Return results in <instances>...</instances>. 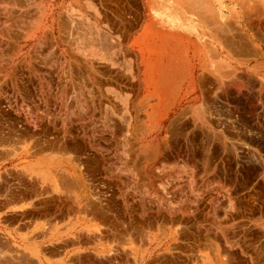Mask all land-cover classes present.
Instances as JSON below:
<instances>
[{"label":"rangeland","instance_id":"1","mask_svg":"<svg viewBox=\"0 0 264 264\" xmlns=\"http://www.w3.org/2000/svg\"><path fill=\"white\" fill-rule=\"evenodd\" d=\"M12 1H15V0H12ZM12 1L0 0V32H1V34H0V149H3V151H0L1 152L0 154H2V157L0 155V176L1 175H2V177L4 175L8 176V174H10L9 173L10 171H9V169H5V167L9 168L12 165H14L15 162L38 161L42 157H48L49 158V157H53V156H57V155L64 159V162L68 164V165H66V170L63 171L64 173L60 172V173L53 174L52 175V177H53L52 181L57 182V183L59 182L58 184H60V183L64 184L63 187L68 184L67 180L70 181V183H69L70 186L68 185V186H65V188H63L64 194L66 192L65 200H64L65 204H66L65 205L66 209L64 210V214L69 213V210L67 209V204L71 202V200L67 196V194H74L75 196H77L78 200H80V201L83 200L81 203H80V201H78V204L80 203L79 204L78 217H79V224H80V230H81L80 231L81 232L80 238H79V244H80V246H79L80 247V256L79 257H81L80 263L81 264H101L102 261H105V262H103V264H105L108 261L107 263L110 262V264H112V263L116 264L117 262H118L117 264H129V263L135 264L134 255H130V254H127V252H125V250H128L133 245L134 247L138 246L141 249V251L143 249V252L147 256L146 257L147 258L146 264H157V263L162 264L163 261H161V260H164V259L165 260H164L163 264H166L165 261H167L170 256L173 258V259L171 258L172 260H175L174 264H180V263L181 264H199V262L202 264H205V263H207V258H209V257H210V259H212L213 262H214V260L215 261L219 260V262L221 264H264V234H263V237H259L257 234L254 235L253 233H249V235L245 241V239L242 240L241 236H239V233L237 231H235L234 228H232V227H235L236 225L243 226L244 224L249 223V221H252V223L257 227L263 226V222H264L263 221L264 220V106H263V108H260V106H258V105H254V107H251L252 105L247 104V103H241L239 105L240 108H239V114H237V120L234 122V126L232 128L229 127L230 136L225 137L226 142H227L225 149L222 148L221 146H217L216 143L214 144V142H212L209 138L204 136L203 132H201L200 130H197V129L193 130L194 134H192L187 141L189 143L190 150L192 151L191 153H193L197 158L200 159L201 165H202V161L204 160L202 166L193 167V166H191V163L189 162V157L185 158V155H184L185 154L184 153V144L186 143V141L184 140V136L182 134L181 135L183 137L180 134H179V136L172 134V136H174V137L171 138L169 136V134L166 135L167 134L166 130L162 129L161 126H167L169 123L168 121H165V122H158V121L149 122V121H146V120H144L145 115H143L144 113H142L144 111V109H143L144 107L138 106L137 104L132 103V101H135V97H134L135 91L132 92V90H134L132 88L126 89V84L132 85L133 83H135L137 81L138 74H139V72H138L139 67L136 65L135 59H130L129 63L128 64L126 63V51H125V49H123L124 51L122 50L123 45L125 48V41L122 40V42L120 41L121 43H119L117 41V40H120L119 36H118V26L116 28H114V26L111 25V23H113V22H108V24L104 23V15H105V5L103 4L104 0H49V1H47V0H39V1L38 0H35V1L34 0H24V1L19 0L18 1V0H16L14 3ZM17 1H18V3H17ZM239 1L242 4V6L246 9L245 19H246L247 24H248L247 25L248 29L252 31L254 36L264 38V0H239ZM33 2L34 3L37 2V3L34 4ZM121 2H122L121 6H120L121 11L119 13L120 17L117 14L111 13V12H109V15L112 17V19L114 21L120 22L124 26V31H125L126 21L131 20L132 12L136 11V8H135L136 6H138V7L142 6L143 0H121ZM13 4H17V6L14 5V7H13ZM18 4L21 6L19 7ZM9 5L12 7H10ZM23 5L24 6L26 5V6L24 7ZM44 5H46L48 7V10H49L48 11L49 16L47 18V21H45L44 27H42V29H40L37 32L35 37L26 39L25 33H33L29 29H31V27L34 26V23H35V21L34 22L32 21L33 18L36 19V11H34V10L36 8L41 9V7H43ZM90 5L94 8H96L94 10H95V14L96 13L97 14H96V23L92 22L89 25V19H88V15H87L88 14L87 13V6H90ZM27 9L28 10L30 9L29 12H30V16L33 17L32 19L30 17V19L26 20L27 18H29V15H28L29 13H28V11L26 12ZM76 9H77V11H76ZM10 10H11V12H10ZM33 11H34V15H32V13H31ZM66 11H68V12H66ZM15 13L18 15L21 13L22 15H19V16H22V17L19 18L18 15H16ZM26 15H27V18H26ZM11 16H14V17L16 16V17L15 18L12 17L13 18V20H12L10 18ZM23 16L25 19L23 18ZM16 18H17V20L18 19L19 20L16 21L15 20ZM62 18L66 19L67 21L72 22L73 25L75 24L74 26H77V24L79 22L82 25L78 24V27H73L75 29L78 28L77 32L74 29L75 32L68 30V32H65L68 34H65L59 30L60 29L59 28L60 21ZM6 19L8 21H10L11 23L6 22ZM20 19L24 20V21H21ZM1 20H3V21H1ZM30 20L32 22H29ZM5 23H6V25H5ZM8 24H10V27L11 26L12 27L10 28ZM91 25L93 26L92 27L93 30L92 29L90 30V28H89V26L91 27ZM105 25H106V28H105ZM6 26H8V28L10 30ZM15 26H18V27L15 28ZM80 26H84V28L82 29V27H80ZM5 27L9 31L8 30L4 31L6 29ZM23 27H25V29ZM26 27L28 29H26ZM46 27H48V28L51 27L55 31V34L52 35L53 38L51 37V39H53L54 41L50 40L52 42H50V41L48 42V39L46 41L42 40V39L46 38L44 35V30H46ZM87 27L89 29H87ZM14 30H16V31H14ZM82 30H84V31H82ZM115 30L117 32H115ZM69 31L71 33L70 36H69ZM88 31H89V33H87ZM72 32L74 34L77 33L74 36H77V39L80 38L79 43L78 42L76 43L77 39L73 36ZM82 32H83V34H82ZM105 32L109 33V34H107V35H109V36H107V37H109V38H107L108 43L102 39V38H104L103 33H105ZM5 33H7V34H5ZM14 33L16 35L17 34L21 35V33L22 34L24 33V35H22V37L19 35L20 37L18 38V37H16V35ZM84 33L86 35V36H84V38H86L87 36L89 38L91 37L92 40L90 39L89 41H91L93 43L88 42L87 39L82 38ZM10 34H11V36H9ZM101 34H102V36H101ZM7 35L9 37H5ZM58 35L64 36L63 38H65V41L68 40L67 38H69V37L72 38V36H73L74 39H76V40H74V39L71 40L70 38L69 39L71 42L74 41V44H73L74 46L71 47L72 45H69L70 44L69 40L67 42L69 44H64V41L59 40L60 36H58ZM116 35H117V37H116ZM12 36L16 37L15 41H14V39L12 40V38H13ZM42 36L44 38H42ZM39 38H40V40H42V42L45 41L48 44L53 43V45H52L53 47H50L47 43L46 44L48 45V47H46L47 45L45 43H44L45 45L44 44L42 45V42L39 40ZM82 39H83V41H82ZM115 39H117V40H115ZM86 40H87V42H85ZM94 40H96V42ZM111 41H114V42H111ZM36 42L37 43L41 42L42 46L40 47L38 44H36ZM83 42H85L86 44L87 43H90V44L85 45V43H83ZM55 43H56V45H54ZM75 43H76V45H75ZM78 44L81 47V48L79 47L81 51L77 50V49H79ZM94 44H96V45H94ZM97 44H100V45L97 46ZM110 45L112 47H114V46L115 47L112 48ZM54 46L57 47V51H59V48L64 49V50L66 48L68 50L70 49L71 57L68 56V60L70 61V63H73L72 53L74 55H76L78 53L76 58L77 59L79 58V60L81 59L80 61L83 62V65L86 64V66L85 65L84 66H85V68L87 67L86 68L87 72L85 71L87 73V75H85L86 74L85 73L82 75L80 74V76H79V73H78L79 70L77 71L78 74L75 72V70L73 72H75L76 74L75 73L72 74L73 69H70V67L66 68V66H67L66 64H62V63L59 64L58 61L61 60L62 57L60 55V51L58 53L56 52L58 55H60V57L58 55L55 56L54 49L56 50V48H54ZM95 46H96V48H95ZM119 46H120V48L117 49ZM15 47H17L16 49H18V50H16ZM43 47H44V49H43ZM45 48L46 49L48 48V49L46 50ZM50 48H52V49L54 48L53 51ZM75 48H76V51H75ZM103 48L105 50L107 49L106 52H105V50H102ZM32 49H33V51H32ZM82 49H84V50H82ZM91 50L93 53L91 52ZM84 51H85V53H84ZM86 52H89V53H86ZM108 52L109 53L112 52V53H110V55H109ZM118 52H119V54H118ZM30 53H31V55H30ZM38 53H40V55ZM47 53H49V54H47ZM83 54L85 56L88 55L91 59L88 58V56H87V58H88L87 59ZM41 55H43L44 57ZM95 55H97V56L100 55L99 57H101V59L99 57H95ZM111 55H112V57H111ZM53 56H54V58H53ZM113 56H114V58H113ZM45 57L48 58L49 60L46 59ZM117 57H118V59H116ZM51 58H53V60H50ZM106 58H107V60H106ZM39 59H41V61H38ZM56 59H59V60L57 61ZM112 59H114V60H112ZM122 59H123V64H122ZM61 61L63 62V59ZM54 62H55V64H54ZM47 63H49V64H47ZM114 63H116V64H114ZM118 63H120V64H118ZM61 64L65 65V67L61 66ZM55 65H56V67H55ZM59 65H60V67H59ZM48 66L50 69L48 68ZM36 67H38V68H36ZM88 67H89V72H88ZM52 68L55 69V71ZM104 69L107 71H105ZM57 70H58V72H57ZM98 70H99V72H98ZM102 70H104V71H102ZM57 73H59L60 75ZM102 74H103V76H102ZM121 74L124 75L123 76L125 78L124 80H123V78L121 79V77H120ZM83 75L86 77H84ZM57 76H58V78H57ZM66 76H68V77H66ZM75 76H76V78H75ZM95 76H97V77H95ZM131 76H134V78L132 79ZM79 77H81V78H79ZM98 78L100 80L101 79H103V80L100 81V80H98ZM104 78H105V80H104ZM79 79H83V80H85V82L83 80L79 81ZM127 79H129L133 82L127 83L128 82ZM83 82H84V84H83ZM46 83L49 85V91H48V85ZM67 84H68V86H67ZM121 84L124 87L123 89L121 88ZM46 85H47V88H46ZM72 86H74V87H72ZM25 88H28V89H25ZM30 88H32V89H30ZM62 88L63 89L65 88V89L63 90ZM40 89H43V90L41 91ZM51 89L54 91H52ZM37 90H39L40 93ZM88 90L90 92H92L90 95H86V94L90 93ZM46 91L51 92L53 94V97L50 98V96H49V98H50L49 102H46L43 99L44 98L43 95L47 94ZM64 91L66 92V94H67V92L68 93L70 92L69 95L68 94H67L68 96L63 95L65 93ZM71 91L72 92L74 91L75 95H77L78 93L81 94V92H84L83 94H81L82 96L80 94H78V96L80 95L81 98H83L82 103H81V99L75 100V95ZM14 92L16 94L17 93L18 94L16 95ZM30 92H31V94H30ZM54 92L56 93V97H55ZM76 92H78V93H76ZM32 93H33V96H32ZM97 96H99V97H97ZM7 97H9V98H7ZM124 97L128 101H126L125 99L123 100ZM90 98L92 100H90ZM54 100H56V101H54ZM122 100H123V102H122ZM249 100L250 99H241V102L249 101ZM251 100H253V99L251 98ZM77 101H78V103H77ZM87 101H88V103H87ZM100 101L103 103H100ZM9 102L11 104H9ZM50 102H52V103L50 104ZM94 102H96V103H94ZM85 104H87V105H85ZM123 104H124V106H123ZM126 104L128 106H126ZM79 105H81V107ZM93 106L94 107L96 106L95 109L97 111L94 109ZM141 107H143V108H141ZM89 109L91 111H89ZM93 109L96 111L95 115H93L94 114ZM104 109L107 113H104L105 112ZM111 109H112V111H111ZM81 110H83V111H81ZM127 110L129 111L130 114L128 113ZM46 111H47V113H46ZM49 111H51L53 114H49ZM87 111H88V113H87ZM149 111L151 112V110H149ZM82 112L84 114L86 113V115H84ZM134 112H136V113H134ZM50 115H51V117H50ZM107 115L109 118H107ZM122 115H123V117H122ZM76 116H77V119L79 116H81V117H79V119L77 120ZM88 116L90 118H88ZM49 117H50V120H49ZM82 117H84V118H82ZM85 117L87 118V120L85 119ZM91 117L94 118L95 120L91 119ZM56 119H57V121H56ZM104 119H107V120H104ZM118 119L119 120L121 119V122ZM126 119L130 122V124H129V122H128V124H126L127 123ZM63 120L64 121L66 120L67 122L66 121L64 122ZM113 120L115 122H113ZM122 120H123V122H122ZM47 121L49 123H47ZM86 121L89 123H87ZM104 122L108 124V125L104 124V125L108 126L107 128H102V127H106L103 125ZM54 123L56 125V128H54L55 127V125H53ZM64 123H65V125H64ZM66 123H68V124H66ZM85 123H86V125H85ZM96 124H98L99 126L98 125L96 126ZM111 124H113L114 126ZM35 125H36V127H35ZM60 125L63 127V128L61 127L62 130L60 128ZM128 125H130V126H128ZM66 127L68 130L66 129ZM93 127L96 129V131H94L95 129ZM100 127H101V130H99ZM115 127H116V129H115ZM140 127L142 128V130ZM16 128H17V131L15 132ZM77 128H78V130H77ZM147 129H148V131H147ZM116 130L120 131L121 135ZM154 130H156V131H154ZM69 131L72 132L73 134L70 133ZM36 132H38L39 135ZM102 132H103V135H102ZM112 133H113V135H112ZM168 133H170V135H171V132H168ZM28 134L29 135L32 134L34 137L32 135H30L31 137H29ZM84 134H86V135H84ZM101 135H102V137H101ZM12 136H13V138H12ZM96 136H98V137H96ZM120 136H122V137H120ZM165 136H167L166 139H165ZM168 136L171 139L170 138L168 139ZM19 137H20V139H19ZM24 137H26V138L23 139ZM74 137L75 138L77 137V138L74 139ZM133 137L135 139H133ZM30 138H32V139H30ZM35 138H36V140H35ZM96 138H98L99 140H97ZM102 138L105 140H103ZM16 139L20 140L21 142L16 140ZM26 139H27V141L30 140V141H28L29 143L27 141H25ZM62 140H64V141H62ZM162 140H163V142H162ZM5 141H6V143H5ZM95 141H97V143ZM146 141H148V142L146 143ZM166 141H167V143H166ZM77 142H78V145H76ZM115 142H118V143H115ZM74 143H75V145H73ZM87 143H89L90 145H88ZM125 143L126 144L128 143V144L126 145ZM170 143L172 145V148L169 147L167 149L164 145H167V147H168V146H170L169 145ZM49 144H52V145H49ZM151 144L153 146L156 145L158 147H156V146L153 147ZM157 144H159V145H157ZM161 144H163V146L166 148L165 149L163 147L164 148L163 151H162V147H160V146H162ZM40 145L44 146V148L40 147ZM46 145L47 146L49 145L48 147H50V146L51 147L45 148ZM66 145H69V147ZM70 145H71V147H70ZM72 145L75 148V149L73 148L74 151L72 150ZM30 146L31 147L33 146L31 148V150H29ZM65 147H66V149H64ZM83 147H84V150H83ZM104 147H105V149H104ZM41 149H45V150L43 151ZM106 149H107V151H106ZM14 150H15V152H14ZM28 150H29V152H28ZM35 150H37V153ZM38 150L39 151L41 150L40 153ZM76 150L77 151L81 150L82 153H81V151H79L80 153H78V152L73 153ZM139 150H140V152H139ZM171 150H173L175 153ZM145 151H146V153H145ZM149 151L152 154L154 153V151L156 153H154L155 155L154 154L152 155ZM161 151L163 154L161 153ZM166 151L167 152L169 151V153L166 154ZM32 152H34V153L32 154ZM102 152H104V153H102ZM148 152L150 154H148ZM181 154H183V155H181ZM188 154H190V152H188ZM127 155H129L130 158H128ZM178 155H180V156H178ZM96 156H98V157H96ZM138 156L140 158H142V161L139 162V160H141V159ZM166 157H167V159H166ZM74 159H76V160H74ZM100 159H101V161H100ZM96 160L98 161L97 162L98 164L100 163V165H98L96 163ZM128 162H130V163H128ZM160 162H162V163H160ZM122 163L123 164L125 163V164L122 165ZM168 164L170 165V167L168 166ZM208 164H211V165L214 164L215 166L217 165L216 166L217 169L215 170V167L212 168L211 165L207 166ZM79 165H80V167H79ZM115 166H116V168H118L119 166L121 168L119 167L118 169H116ZM206 166L208 168H206ZM112 167H113V169H111ZM204 167L206 168V170ZM97 168H98V170H97ZM159 168L162 170H160ZM122 169H124V171ZM127 169H130V171L128 170L126 173L127 175H126L125 172ZM143 169H145L144 173L142 172ZM157 169H158V171H157ZM164 169H166V171ZM106 170H108V171L110 170V172H108ZM112 170H113V172H112ZM169 170H171V171H169ZM149 171H150V173H149ZM151 171L154 173L155 172L156 173L158 172V173L154 174ZM118 172H121V173H118ZM107 173H109V174H107ZM112 173L117 174V175L119 174V175L117 177L113 178V176H116V175L112 176L111 175ZM192 173H194V174H192ZM214 173L216 174V176ZM57 174H58V176H57ZM142 174L146 175L147 177L142 175ZM187 174H190V175H187ZM67 177H69V179ZM56 178H58V181H56ZM115 178H116V180H115ZM119 178L121 179V181L119 180ZM133 179H134V182H133ZM135 179H136V181H135ZM194 179H195V181H193ZM77 180H78V182H77ZM130 180H132V181H130ZM156 180H159V181H156ZM173 180H175V181H173ZM116 181L118 184L116 183ZM123 181H125V183ZM168 181H169V183H168ZM66 182H67V184H66ZM130 182L133 185H131ZM75 183H77V184H75ZM121 183H123V185L125 184L126 186L125 185L121 186L122 185ZM127 183H128V186H127ZM170 184H171V186H170ZM192 185L194 186V188ZM123 187H125L129 190H127ZM159 187H162V189ZM143 188H145V189H143ZM65 189H66V191H65ZM124 190L127 192H125ZM147 190L149 192L148 194H147ZM110 192H111V195H110ZM136 192H138V193L141 192V195L136 193ZM122 193H123V195H122ZM144 193H146V194H144ZM114 194H115V196H114ZM128 194H130V195H128ZM143 194H144V196H143ZM193 194H195V195H193ZM88 195L90 196L91 199L88 198L89 197ZM150 196H152V197H150ZM157 196H158V198H157ZM112 197L114 199H112ZM195 197L197 200L195 199ZM179 198H181V199H179ZM88 199H90V200H88ZM178 199H179V201H178ZM192 199H194V201H196V202L194 203V201H192ZM93 200H94V202H93ZM87 201L88 202L92 201V204H94V203L97 204V202H98L97 205L96 204H94V205H96L97 207L100 205L99 207H101L100 208L101 210H103L102 208L104 206V212L103 211L100 212L101 214L97 215L98 211L94 212V213H96L94 215L98 217V219H97V218H95V216H92L96 219L95 220L96 222L93 221L94 218H93V220L92 219L89 220V218H91V216L89 217L87 215L88 211H86V209L88 210L89 205H87V204H89L90 202L88 203ZM141 201H143V202H141ZM107 202H109V203H107ZM106 203H107V205H109V206L106 205L107 208L108 207L110 208V210L109 209L107 210L108 212L106 211V208H105ZM145 203H146V205H145ZM170 203H172V204L170 205ZM176 203H178V204H176ZM83 204L87 205V206L82 207ZM182 204H183V208L181 206ZM156 205L159 206V208ZM160 205H161V207H160ZM164 206H167V207H164ZM81 207L84 209L83 211L80 210ZM86 207H88V208H86ZM133 207H135L136 209H134ZM169 207H171L172 209ZM196 207H197V209H196ZM181 208L183 210H181ZM185 208H186V210H185ZM190 209H193V210H190ZM195 209H196V211H195ZM156 210L157 211L159 210L160 212H157ZM103 213H109L108 215L105 214L108 217V219L106 218L105 215H102ZM159 213L161 215H159ZM163 213L164 214L166 213V215H164L165 217L169 216V218H171L170 215H172L173 217H174V215H176V217H174V218L179 217L178 219L179 220L182 219V220L174 222V223H180L179 225L174 224L172 222H166L167 225L166 226L164 225L165 227L164 226L160 227L161 224L163 225V223H161V222L165 223V220L166 221L169 220L168 217H167V219H164L165 217L163 216ZM173 213H174V215H173ZM180 213H182V214H180ZM143 214H145V216ZM156 214H158V218H157ZM167 214H169V215H167ZM99 215H102V216H99ZM150 215H153V216H151L153 218H151ZM146 216H148V218ZM199 216H200V219H198ZM203 216H205V217H203ZM142 217H144V218H142ZM183 217H185V218H183ZM149 218L156 221L155 222V221H152L150 219V221H152V223L154 222V226L151 224L153 227L150 228L151 225L149 227H147V225L143 224L144 227H143V225H141V227H142L141 230L143 231V229H144L145 232H136V234H135L134 231H138V230L140 231L141 227H139V229H137L138 226H140V223L144 219L147 220ZM159 218H160V221H158ZM191 218L193 219V221ZM204 218L205 219L208 218V219L205 220ZM101 219H104L105 222L103 220L104 223H102ZM194 220H196V221H194ZM198 220H200V221H198ZM184 221H185V223L187 221L189 224L188 223L185 224ZM110 222H111V225H110ZM137 222H139L137 224L138 226L136 225L137 227H135V229H134V225ZM197 222L199 224L195 225V223H197ZM100 223H101V225H100ZM205 223H206V225H204ZM91 224L95 225V227L93 226L94 228H96L98 226L101 228V229L100 228L99 229L103 232H101V231L100 232L104 234V235L102 234L103 235L102 238H98V239L95 238L93 241L94 237H91V236L95 235L94 234L95 232L90 231L89 232L90 235L86 234V231H84V230H87V226L90 227ZM104 224H105V226L106 225L107 226L105 227ZM173 224H174L176 229L173 228L174 227ZM113 225L116 226L117 228H115ZM193 225H194V227L196 226V230L198 229L197 228L198 225H200L202 227L201 228L199 226L201 228V229L199 228L200 231L203 229H205V230L201 231L202 234H199L200 233L199 229L197 231L195 230L194 227L192 229ZM112 226H113V228L116 229L115 231H114V229H112ZM145 226L147 228H145ZM185 226L191 227V228H188V231H190V232H188L189 237H187V234L185 237H184L185 234H183V236H181V234H180L181 232L183 233L182 230L184 228L182 229V227H185ZM91 227L88 230H92L93 227L92 228ZM154 227H155V230H154ZM167 227H169V229ZM180 227H181V229H180ZM120 228L123 231H121ZM106 229H109L110 231L109 230L107 231ZM117 229L120 231V233H122L124 235V237H122L123 235H121V238H120V236H119L120 234L118 235L119 232ZM126 229H128V230H126ZM150 229H152L153 232ZM167 229H168V231H167ZM171 229L172 230L173 229L174 230L179 229V234L177 232L175 234L176 236L174 234L171 235ZM206 229H207L208 233L206 232ZM208 229L209 230L212 229L211 230L212 232L209 231ZM164 230H166V231H164ZM106 233H108V234L105 236ZM127 233H128V235H127ZM138 233H140V234H138ZM141 233H143L144 236L141 235ZM190 233L192 236L190 235ZM194 233H195V235H194ZM82 234H85L84 236H86V238L88 240L86 238L85 239L89 243L86 242L87 243L86 244L85 242H82V240L84 241ZM137 234H138V236H137ZM108 236H109V238H108ZM180 236H181V239H179ZM143 237H145L144 240L146 241V244H145V242L143 244V241H144ZM194 237H196V238H194ZM210 238H212V239H210ZM248 238H250V239L248 240ZM91 239H92L93 243H91L92 242ZM251 240L256 241L255 245H257L256 246L257 249H254L255 246L253 247V243L251 242ZM106 241L108 242V245L110 243V246L107 245ZM124 241L128 244H126ZM136 241L138 242V244ZM111 242H114L113 243L114 245ZM119 242H120L121 246L118 247ZM171 242L173 244H171ZM105 243L108 247L103 246V245H105ZM111 244H112V246H111ZM141 245L144 247H141ZM171 245H173L175 248L174 247L171 248ZM175 245H177L178 247H176ZM168 246L172 250L168 249ZM112 247L114 248V250L112 249L114 251V253L111 254L112 256L109 253H106V255H105L104 251L102 252V254L98 253L99 249L106 251V250H110L109 248H112ZM187 247H189V248H187ZM101 248H104V249H101ZM194 248H196V249H194ZM216 249H217V253H216ZM120 250H122L121 251L122 253L124 252L125 257L123 256L122 253H121L122 255H120ZM167 252H169L168 254H170V255L167 256ZM163 253H165L164 256H167V257L161 256ZM212 253H213L214 257L212 255ZM81 254L82 255L88 254V255L85 256V258H84L83 257L84 255L81 256ZM226 254H228V255H226ZM178 255H180V257ZM91 256L94 258H92ZM106 256H109V257H106ZM110 257L113 260L108 259ZM115 258H117V259H115ZM125 258H127L126 262H125ZM130 258L133 262L130 260ZM84 259H86V260L88 259L89 261L87 260L86 262H84L85 261ZM90 259L91 260L96 259L95 261L97 263H94L95 261L92 262ZM97 259H98V261H97ZM102 259H104V260H102ZM198 259H200V260H198ZM151 260H154L153 263H149V262H151ZM177 260H179V261H177ZM190 260L192 261V263ZM178 262H180V263H178ZM219 262H216V263L220 264Z\"/></svg>","mask_w":264,"mask_h":264},{"label":"crops","instance_id":"2","mask_svg":"<svg viewBox=\"0 0 264 264\" xmlns=\"http://www.w3.org/2000/svg\"><path fill=\"white\" fill-rule=\"evenodd\" d=\"M105 1L104 23L113 22L111 25L118 26V34L123 36H119L120 41H125V48L123 45L122 50L126 51V63L135 59L139 67L137 81L132 85L126 84V89L132 88V92H136L135 101L132 103L144 107V120L149 119L146 113L150 112L149 109L157 120L167 110V120L163 122L177 119L175 116L180 113L179 120H186L183 124L188 128H185V134L183 133L186 141L185 158L190 156L189 162L193 167L202 166L204 160L201 165L200 159L191 153L187 142L194 134L193 130H200L204 136L214 141V144L225 149V137L230 136L229 127L232 128L237 120L239 105L247 103L253 104L251 107L264 106V38L254 36L248 29L246 9L239 0H143L142 6L135 7L136 11L132 12L131 20L126 21L125 31L124 26L109 15V12L120 13L121 0H107V5ZM94 9L91 5L87 7L89 25L96 23ZM117 15L120 17V14ZM121 75L124 80V75ZM131 78L133 79V76ZM127 80L128 83L133 82ZM121 88H124L122 84ZM241 99L250 100L241 102ZM213 165L211 167L216 168L217 165ZM43 166L38 161L15 162L11 167H5L10 171L8 176H0V264H80L78 198L74 194H67L71 202L67 204L69 213L65 216L63 184L58 185L52 181V177L49 181L34 172ZM34 185H37L36 189ZM32 190L35 193L32 194ZM18 193L20 196L16 195ZM92 206L89 204L90 210ZM70 208H73L72 213ZM90 210L89 217L94 212L91 210V214ZM239 226L232 228L239 233L242 240L246 241L249 233L263 237L264 222L263 226L258 227L252 221ZM84 231L90 235L88 229ZM251 242L253 247L255 246L254 249H257L254 243L256 241ZM9 247L13 249L9 250ZM206 264L218 263L207 258Z\"/></svg>","mask_w":264,"mask_h":264},{"label":"bare ground","instance_id":"3","mask_svg":"<svg viewBox=\"0 0 264 264\" xmlns=\"http://www.w3.org/2000/svg\"><path fill=\"white\" fill-rule=\"evenodd\" d=\"M10 1H12V0H10ZM15 1H16V0H15ZM15 1H12V2L14 3ZM18 1H19V0H18ZM18 1H17V3H18ZM20 1H21V0H20ZM23 1H24V0H23ZM34 1H35V0H34ZM38 1H39V0H38ZM47 1H49V0H47ZM191 1H192V0H191ZM194 1H195V0H194ZM200 1H201V0H200ZM200 1H199V2H200ZM30 2H31V1H30ZM103 2H104V1H103ZM105 2H106V5H107V3H108L107 0H106ZM120 2H121V1H120ZM120 2H116V3L118 4V3H120ZM196 2H198V1H196ZM202 2H203V0H202ZM7 3H8V2H7ZM10 3H11V2H10ZM10 3H9V4H10ZM20 3H21V2H20ZM20 3H19V4H20ZM33 3H34V2H33ZM36 3H37V2H36ZM36 3H34V4H36ZM109 3H110V2H109ZM189 3H190V2H189ZM191 3H192V2H191ZM204 3H205V2H204ZM204 3H203V4H204ZM210 3H211V2H210ZM19 4H18V5H19ZM23 4H24V3H23ZM103 4H104V3H103ZM203 4H202V5H203ZM14 5L17 6V4H13V7H14ZM115 5H116V4H115ZM120 5H121V4H120ZM9 6H10V5H9ZM16 6H15V7H16ZM20 6H21V5H19V7H20ZM23 6H24V5H23ZM25 6H26V5H25ZM25 6H24V7H25ZM56 6H57V5H56ZM85 6H86V5H85ZM208 6H209V5H208ZM208 6H207V7H208ZM10 7H12V6H10ZM87 7H88V6H87ZM115 7H116V6H115ZM117 7H118V6H117ZM119 7H120V6H119ZM204 7H205V6H204ZM207 7H206V8H207ZM35 8H36V7H35ZM112 8H113V7H112ZM11 9H12V8H11ZM57 9H58V8H57ZM95 9H96V8H95ZM207 9H209V8H207ZM4 10H5V9H4ZM29 10H30V9H29ZM29 10H28V9L26 10V12L28 11V13H29V14L27 13V14L29 15V18H27V15H26V18H27L26 20L30 19V17H31V16H30V12H29ZM50 10H51V9H50ZM74 10H75V9H74ZM111 10L113 11V9H111ZM115 10H116V9H115ZM16 11H17V10H16ZM34 11H36V19L33 18V17H31V19L33 18L34 20L32 19V21H33V22L35 21V23H34V26H32L31 29H29V30H30L31 32H33V33H25V34H26V35H25V36H26V39H27V38H33V37H35L36 34H37V32H38L40 29H42V27H44V25H45V21H47V18H48V16H49V12H48L49 10H48V7H47L46 5H44L43 7H41V9H40V8H36ZM34 11L31 12L32 15H34ZM51 11H52V10H51ZM76 11H77V9H76ZM10 12H11V10H10ZM12 12H13V11H12ZM14 12H15V11H14ZM18 12H19V11H18ZM18 12H17V13H18ZM54 12H55V11H54ZM66 12H68V11H66ZM213 12H214V11H213ZM64 13H65V12H64ZM79 13H80V12H79ZM114 13H115V12H114ZM209 13H210V12H209ZM6 14H7V13H6ZM15 14H16V13H15ZM51 14H52V13H51ZM53 14H54V13H53ZM96 14H97V13H96ZM117 14H119V13H117ZM11 15H12V14H11ZM16 15H18V14H16ZM19 15H22V14L20 13ZM19 15H18L19 18L22 17V16H19ZM83 15H84V14H83ZM213 15H214V14H213ZM24 16H25V15H24ZM24 16H23V18H24ZM69 16H70V15H69ZM78 16H79V15H78ZM211 16H212V15H211ZM12 17L15 18L16 16H15V17H14V16H11V17H10V18L13 20ZM72 17H73V16H72ZM76 17H77V16H76ZM23 18H22V19H23ZM59 18H60V17H59ZM70 18H71V17H70ZM74 18H75V17H74ZM77 18H78V17H77ZM101 18H102V17H101ZM2 19H3V18H2ZM24 19H25V18H24ZM51 19H52V18H51ZM78 19H79V18H78ZM211 19H212V18H211ZM15 20L18 21L19 19L17 20V18H16ZM20 20H21V19H20ZM48 20H49V19H48ZM79 20H80V19H79ZM215 20H216V19H215ZM215 20H214V21H215ZM1 21H3V20H1ZM21 21H24V20H21ZM32 21L30 20L29 22H32ZM89 21H90V20H89ZM210 21H211V20H210ZM216 21H217V20H216ZM6 22H10V21H8V20L6 19ZM87 22H88V21H87ZM10 23H11V22H10ZM12 23H13V22H12ZM115 23H116V22H115ZM19 24H20V23H19ZM32 24H33V23H32ZM78 24H79V25H82V24H80V22H79ZM78 24H77V26H74L75 24L73 25L72 22L67 21L66 19L62 18L61 21H60V25H59V24H58V25H59V28H60L59 30L62 31L63 33H65V32H68V30L73 31V32H75V30H76V32H77V29H78V28L75 29V28H73V27H78ZM84 24H85V23H84ZM84 24H83V25H84ZM106 24H107V23H106ZM213 24H214V23H213ZM5 25H6V23H5ZM8 25H9V27H10V24H8ZM112 25H113V24H112ZM23 26H24V25H23ZM26 26H27V25H26ZM28 26H29V25H28ZM52 26H53V25H52ZM107 26H108V25H107ZM113 26H114V25H113ZM6 27L8 28V26H6ZM6 27H5V28H6ZM11 27H12V26H11ZM11 27H10V28H11ZM17 27H18V26H15V28H17ZM80 27H82V29L84 28V26H80ZM92 27H93L92 25H91V27L89 26L90 30H91V29L93 30ZM114 27H116V26H114ZM214 27H215V26H214ZM7 28H6L4 31H6V30L9 29V28H8V29H7ZM20 28H21V27H20ZM20 28H19V29H20ZM23 28L25 29V27H23ZM89 28L87 27V29H89ZM105 28H106V25H105ZM112 28H113V27H112ZM217 28H218V27H217ZM3 29H4V28H3ZM26 29H28V28L26 27ZM47 29H48V30H47ZM74 29H75V30H74ZM79 29H80V28H79ZM85 29H86V28H85ZM110 29H111V28H110ZM9 30H10V29H9ZM9 30H8V31H9ZM11 30H12V29H11ZM99 30H100V29H99ZM99 30H98V31H99ZM14 31H16V30H14ZM24 31H25V30H24ZM70 31H69V36H70V34H71ZM82 31H84V30H82ZM86 31H87V30H86ZM110 31H111V30H110ZM118 31H120V30H118ZM215 31H216V30H215ZM2 32H3V31H2ZM73 32H72V33H73ZM96 32H97V31H96ZM115 32H117V31L115 30ZM222 32H223V31H222ZM3 33H4V32H3ZM7 33H8V32H7ZM7 33H5V34H7ZM18 33H19V32H18ZM80 33H81V32H80ZM87 33H89V31H88ZM91 33H92V32H91ZM91 33H90V34H91ZM98 33H99V32H98ZM119 33H120V32H119ZM0 34H1V32H0ZM12 34H13V33H12ZM14 34H15V33H14ZM54 34H55V31H54L51 27H50V28L46 27V30H44V35H45L46 38H45V39H42V38H44V37L42 36L41 39H42V40H45V41L48 39V42H49L50 40L54 41L53 39H51V37L53 38L52 35H54ZM65 34H68V33H65ZM65 34H64V35H65ZM75 34H77V33H75ZM75 34L73 33V36H74ZM82 34H83V32H82ZM90 34H89V35H90ZM95 34H96V33H95ZM95 34H94V35H95ZM103 34H104V35H103L104 38H102V39H103L105 42L108 43V40H107L106 38H109V37H107V36H109V35H107V34H109V33H106V32H105V33H103ZM114 34H115V33H114ZM116 34H117V33H116ZM15 35H16V34H15ZM17 35H18V34H17ZM17 35H16V37L19 38L20 36L22 37V35H24V33H23V34L21 33V35L19 34L20 36H19V35L17 36ZM106 35H107V36H106ZM9 36H11V34H10ZM9 36L7 35V36H5V37H9ZM56 36H57V35H56ZM58 36H60V35H58ZM71 36H72V35H71ZM73 36H72V38H70V37H69V38H70L71 40L74 39V37L77 39V36H74V37H73ZM78 36H79V35H78ZM81 36H82V35H81ZM84 36H86L85 33H84V35L82 36V38H83V39H87L88 42H91V41H89V40L91 39V37L89 38V37L87 36L88 38H87V37L84 38ZM101 36H102V34H101ZM105 36H106V38H105ZM118 36H120V34H118ZM12 37H13V36H12ZM16 37H13L12 40L14 39V41H15ZM23 37H24V36H23ZM63 37H64V36L61 35L60 38H59V40L64 41V44H69V43H67L68 40H69V42H70L69 45H72L71 47L74 46V45H73V44H74V41L71 42L69 38H67L68 40L65 41V38H63ZM79 37H80V36H79ZM79 37H78V38H79ZM92 37H93V36H92ZM116 37H117V35H116ZM121 37L123 38L122 34H121L120 38H121ZM98 38H99V37H98ZM98 38H97V39H98ZM110 38H111V37H110ZM120 38H119V39H120ZM1 39H2V38H1ZM10 39H11V38H10ZM34 39H35V38H34ZM76 39H74V40H76ZM79 39H80V38H79ZM79 39H77L78 41L76 40V43H77V42L79 43ZM83 39H82V41H83ZM17 40H18V39H17ZM22 40H23V39H22ZM39 40H40V38H39ZM42 40H40V41L42 42ZM87 40H86L85 42H87ZM91 40H92V39H91ZM115 40H117V39H115ZM115 40H114V41H115ZM3 41H4V40H3ZM19 41H20V40H19ZM30 41H31V40H30ZM37 41H38V40H37ZM45 41L42 42V45H43L44 43H45V44L47 43V42H45ZM52 41H50V42H52ZM94 41L96 42V40H94ZM114 41H111V42H114ZM117 41H118L119 43H121L120 40H117ZM168 41H169V40H168ZM5 42H6V41H5ZM16 42H17V41H16ZM41 42H39V43L36 42V44H38V45L41 47V46H42V45H41ZM58 42H59V41H58ZM85 42H83V43H85ZM98 42H99V41H98ZM115 42H116V41H115ZM126 42H127V41H126ZM12 43H13V42H12ZM76 43H75V45H76ZM81 43H82V42H81ZM91 43H93V42H91ZM10 44H11V43H10ZM14 44H15V43H14ZM45 44H44V45H45ZM47 44H48V43H47ZM47 44H46V45H47ZM87 44H90V43H87ZM87 44L85 43V45H87ZM116 44H117V43H116ZM15 45H16V44H15ZM15 45H14V46H15ZM48 45H49L50 47H53V46H52L53 43H50V44H48ZM48 45H47L46 47H48ZM54 45H56V43H55ZM78 45H79V44H78ZM83 45H84V44H83ZM94 45H96V44H94ZM98 45H100V44H97V46H98ZM117 45H118V44H117ZM12 46H13V45H12ZM57 46H58V45H57ZM81 46H82V45H81ZM103 46H104V45H103ZM110 46H111V45H110ZM18 47H19V46H18ZM44 47H45V46H44ZM44 47H43V49H44ZM58 47H59V46H58ZM76 47H77V46H76ZM79 47H80V45L78 46V48H79ZM82 47H83V46H82ZM87 47H88V46H87ZM89 47H90V46H89ZM111 47H112V46H111ZM111 47H110V48H111ZM114 47H115V46H114ZM114 47H112V48H114ZM236 47H237V46H236ZM16 48H17V47H15V49H16ZM54 48H56V50H55ZM54 48H53V49H54V54H55V56H57V55H58L57 53L60 51V55H61V57H62V59H63V62L61 61L62 59L59 60V59H60V58H59L60 55H58V56H59V57H58L59 59H56L57 61L59 60L58 63H59V64H60V63H62V64H66V65H67L66 68H67V67H68V68L70 67V69H73V70H72V74L75 73V72L77 73L78 70H79V71H78L79 76H80V74L82 75V74H85V73L87 72V69H86L87 67L85 68L86 64H84V65H85V66H84V65H83V62L80 61L81 59L79 60V58H78V59L76 58L78 53H77L76 55H74V54L72 53V58H73L72 60H73V63H70V61L68 60V56L71 57V51H70V49L68 50V49L66 48V49L64 50V49H60V48H59V51H57V47L54 46ZM80 48H81V47H80ZM80 48L77 49V50H80ZM90 48H91V47H90ZM95 48H96V46H95ZM107 48H108V47H107ZM119 48H120V46H119L117 49H119ZM254 48H255V47H254ZM45 49H46V48H45ZM47 49H48V48H47ZM47 49H46V50H47ZM50 49L53 51L52 48H50ZM73 49H74V48H73ZM73 49H72V50H73ZM86 49H87V48H86ZM99 49H100V48H99ZM108 49H109V48H108ZM16 50H18V49H16ZM38 50H39V49H38ZM82 50H84V49H82ZM88 50H89V49H88ZM102 50H105V49L103 48ZM102 50H101V51H102ZM106 50H107V49H106ZM106 50H105V52H106ZM32 51H33V49H32ZM75 51H76V48H75ZM80 51H81V50H80ZM80 51H79V52H80ZM86 51H87V50H86ZM94 51H95V50H94ZM38 52H39V51H38ZM56 52H57V53H56ZM91 52H92V50H91ZM116 52H117V51H116ZM34 53H35V52H34ZM51 53H52V52H51ZM84 53H85V51H84ZM86 53H89V52H86ZM92 53H93V52H92ZM92 53H91V54H92ZM108 53H109V52H108ZM110 53H112V52H110ZM110 53H109V55H110ZM114 53H115V52H114ZM174 53H175V52H174ZM38 54L40 55V53H38ZM47 54H49V53H47ZM47 54H46V55H47ZM102 54H103V53H102ZM102 54H101V55H102ZM105 54H106V53H105ZM115 54H116V53H115ZM118 54H119V52H118ZM124 54H125V53H124ZM124 54H123V55H124ZM30 55H31V53H30ZM43 55H44V54H43ZM43 55H41V56H43ZM81 55H82V54H81ZM83 55H84V54H83ZM86 55H87V54H86ZM92 55H93V54H92ZM103 55H104V54H103ZM116 55H117V54H116ZM47 56H48V55H47ZM51 56H52V55H51ZM84 56H85V55H84ZM87 56H88V55H87ZM87 56H85V57L87 58ZM99 56H100V55H99ZM99 56L95 55V57H99ZM104 56H105V55H104ZM172 56H173V55H172ZM37 57H38V56H37ZM39 57H40V56H39ZM43 57H44V56H43ZM95 57H94V58H95ZM105 57H106V56H105ZM107 57H108V56H107ZM111 57H112V55H111ZM30 58H31V57H30ZM33 58H34V57H33ZM33 58H32V59H33ZM45 58H46V57H45ZM45 58H44V59H45ZM49 58H50V57H49ZM53 58H54V56H53ZM53 58H51L50 60H53ZM88 58H90V57L88 56ZM88 58H87V59H88ZM99 58L101 59V57H99ZM103 58H104V57H103ZM103 58H102V59H103ZM109 58H110V57H109ZM113 58H114V56H113ZM122 58H123V57H122ZM46 59H48V58H46ZM90 59H91V58H90ZM104 59H105V58H104ZM116 59H118V57H117ZM48 60H49V59H48ZM106 60H107V58H106ZM112 60H114V59H112ZM119 60H120V59H119ZM122 60H123V59H122ZM174 60H175V59H173V62H174ZM8 61H9V60H8ZM38 61H41V59H39ZM45 61H46V60H45ZM60 61H61V62H60ZM102 61H103V60H102ZM102 61H101V62H102ZM108 61H109V60H108ZM108 61H107V62H108ZM178 61H179V60H178ZM42 62H43V61H42ZM71 62H72V61H71ZM85 62H86V61H85ZM114 62H115V61H114ZM45 63H46V62H45ZM49 63H50V62H49ZM49 63H47V64H49ZM88 63H89V62H88ZM95 63H96V62H95ZM102 63H103V62H102ZM181 63H183V62H181ZM54 64H55V62H54ZM54 64H53V65H54ZM62 64H61V66H64V67H65V65H62ZM114 64H116V63H114ZM118 64H120V63H118ZM122 64H123V63H122ZM16 65H17V64H16ZM42 65H43V64H42ZM44 65H45V64H44ZM50 65H51V64H50ZM112 65H113V64H112ZM125 65H126V64H125ZM136 65H137V64H136ZM20 66H21V65H20ZM114 66H115V65H114ZM184 66H185V65H184ZM15 67H16V66H15ZM53 67H54V66H53ZM55 67H56V65H55ZM59 67H60V65H59ZM59 67H58V68H59ZM108 67H109V66H108ZM167 67H168V66H167ZM36 68H38V67H36ZM48 68H49V66H48ZM93 68H94V67H93ZM100 68H101V67H100ZM104 68H105V67H104ZM127 68H128V67H127ZM29 69H30V68H29ZM49 69H50V68H49ZM52 69H53V68H52ZM95 69H96V68H95ZM180 69H181V68H180ZM53 70L55 71V69H53ZM67 70H68V69H67ZM74 70H75V72H73ZM100 70H101V69H100ZM104 70H105V69H104ZM104 70H102V71H104ZM110 70H111V69H110ZM41 71H42V70H41ZM60 71H61V70H60ZM65 71H66V70H65ZM85 71H86V72H85ZM105 71H107V70H105ZM108 71H109V70H108ZM48 72H49V71H48ZM57 72H58V70H57ZM88 72H89V67H88ZM98 72H99V70H98ZM111 72H112V71H111ZM175 72H176V71H175ZM55 73H56V72H55ZM59 73H60V72H59ZM59 73H57V74H59ZM64 73H65V72H64ZM67 73H68V72H67ZM76 73H75V74H76ZM78 73H77V74H78ZM91 73H92V72H91ZM105 73H106V72H105ZM52 74H53V73H52ZM52 74H51V75H52ZM60 74H61V73H60ZM60 74H59V75H60ZM62 74H63V73H62ZM100 74H101V73H100ZM111 74H112V73H111ZM111 74H110V75H111ZM127 74H128V73H127ZM170 74H171V73H170ZM44 75H45V74H44ZM46 75H47V74H46ZM51 75H50V76H51ZM85 75H87V73H86ZM117 75H118V74H117ZM48 76H49V75H48ZM83 76H84V75H83ZM102 76H103V74H102ZM121 76H122V75H121ZM43 77H44V76H43ZM64 77H65V76H64ZM66 77H68V76H66ZM84 77H86V76H84ZM95 77H97V76H95ZM111 77H112V76H111ZM170 77H171V76H170ZM182 77H183V76H182ZM47 78H48V77H47ZM52 78H53V77H52ZM57 78H58V76H57ZM75 78H76V76H75ZM77 78H78V77H77ZM79 78H81V77H79ZM82 78H83V77H82ZM102 78H103V77H102ZM133 78H134V76H133ZM59 79H60V78H59ZM64 79H65V78H64ZM64 79H63V80H64ZM66 79H67V78H66ZM84 79H85V78H84ZM45 80H46V79H45ZM50 80H51V79H50ZM57 80H58V79H57ZM63 80H62V81H63ZM80 80H83V79H79V81H80ZM88 80H89V79H88ZM98 80H100V79L98 78ZM101 80H103V79H101ZM101 80H100V81H101ZM104 80H105V78H104ZM106 80H107V79H106ZM181 80H182V79H181ZM62 81H61V82H62ZM77 81H78V80H77ZM83 81L85 82V80H83ZM234 81H236V80H234ZM29 82H30V81H29ZM44 82H45V81H44ZM46 82H47V81H46ZM64 82H65V81H64ZM69 82H70V81H69ZM84 82H83V84H84ZM103 82H104V81H103ZM106 82H107V81H106ZM202 82H203V81H202ZM59 83H60V82H59ZM62 83H63V82H62ZM77 83H78V82H77ZM79 83H80V82H79ZM81 83H82V82H81ZM99 83H100V82H99ZM101 83H102V82H101ZM127 83H128V82H127ZM130 83H131V82H130ZM210 83H211V82H210ZM20 84H21V83H20ZM46 84H47V83H46ZM54 84H55V83H54ZM60 84H61V83H60ZM90 84H91V83H90ZM102 84H103V83H102ZM167 84H168V83H167ZM47 85H48V84H47ZM47 85H46V88H47ZM50 85H51V84H50ZM56 85H57V84H56ZM56 85H55V86H56ZM58 85H59V84H58ZM103 85H104V84H103ZM175 85H177V84H175ZM180 85H181V84H180ZM11 86H12V85H11ZM15 86H16V85H15ZM42 86H43V85H42ZM51 86H52V85H51ZM65 86H66V85H65ZM67 86H68V84H67ZM67 86H66V87H67ZM93 86H94V85H93ZM101 86H102V85H101ZM138 86H139V85H138ZM167 86H168V85H167ZM167 86H166V87H167ZM171 86H172V85H171ZM178 86H179V85H178ZM12 87H13V86H12ZM53 87H54V86H53ZM66 87H65V88H66ZM69 87H70V86H69ZM72 87H74V86H72ZM72 87H71V88H72ZM79 87H80V86H79ZM81 87H82V86H81ZM85 87H86V86H85ZM136 87H137V86H136ZM169 87H170V86H169ZM235 87L237 88V85H236ZM39 88H40V87H39ZM56 88H57V87H56ZM58 88H59V87H58ZM65 88H64V89H65ZM71 88H70V89H71ZM75 88H76V87H75ZM86 88H87V87H86ZM104 88H105V87H104ZM107 88H108V87H107ZM109 88H110V87H109ZM134 88H135V87H134ZM162 88H163V84H162ZM14 89H15V88H14ZM25 89H28V88H25ZM25 89H24V90H25ZM30 89H32V88H30ZM43 89H44V88H43ZM43 89H40V90L42 91ZM60 89H61V88H60ZM62 89H63V88H62ZM64 89H63V90H64ZM76 89H77V88H76ZM80 89H81V88H80ZM83 89H84V88H83ZM90 89H91V88H90ZM114 89H115V88H114ZM168 89H169V88H168ZM18 90H19V89H18ZM51 90H52V89H51ZM58 90H59V89H58ZM66 90H67V89H66ZM85 90H86V89H85ZM93 90H94V89H93ZM137 90H138V89H137ZM238 90H239V89H238ZM240 90H241V89H240ZM26 91H27V90H26ZM37 91L40 93L39 90H37ZM44 91H45V90H44ZM48 91H49V85H48ZM52 91H54V90H52ZM69 91H70V90H69ZM88 91H89V90H88ZM16 92H17V91H16ZM24 92H25V91H24ZM46 92H47V91H46ZM46 92H45V93H46ZM55 92H56V91H55ZM55 92H54V94H55V97H56V93H55ZM64 92H65V91H64ZM64 92H63V93H64ZM71 92H72V91H71ZM78 92H79V91H78ZM78 92H76V93H78ZM89 92H90V91H89ZM113 92H114V91H113ZM161 92H162V91H161ZM14 93H15V92H14ZM19 93H20V92H19ZM63 93H62V94H63ZM69 93H70V92H69ZM69 93L67 92L68 95H69ZM72 93L74 94V91H73ZM72 93H71V94H72ZM83 93H84V92H81V94H83ZM85 93H86V92H85ZM91 93H92V92H90V93H88V94H86V95H90ZM107 93H108V92H107ZM117 93H118V92H117ZM135 93H136V92H135ZM4 94H5V93H4ZM15 94H16V93H15ZM17 94H18V93H17ZM17 94H16V95H17ZM30 94H31V92H30ZM41 94H42V93H41ZM57 94H58V93H57ZM67 94H66V92H65L63 95H67ZM78 94H80V93H78ZM78 94H77V95L74 94V95H75V100H76V99H81V103H82V99H83V98H81L82 95L80 94L81 96L79 95V96H80V97H79ZM113 94H114V93H113ZM7 95H8V94H7ZM35 95H36V94H35ZM42 95H43V94H42ZM68 95H67V96H68ZM96 95H97V94H96ZM127 95H128V94H127ZM129 95H130V94H129ZM32 96H33V93H32ZM43 96H44L43 99H44L46 102H49V101H50L49 99H50L51 97H53V94H52L51 92H47V94H45V95H43ZM49 96H50V98H49ZM57 96H58V95H57ZM77 96H78L79 98H78ZM83 96H84V95H83ZM120 96H121V95H120ZM168 96H170V95H168ZM13 97H14V96H13ZM16 97H17V96H16ZM65 97H66V96H65ZM76 97H77V98H76ZM85 97H86V96H85ZM94 97H95V96H94ZM97 97H99V96H97ZM128 97H129V96H128ZM7 98H9V97H7ZM7 98H6V99H7ZM10 98H11V97H10ZM37 98H38V97H37ZM61 98H62V97H61ZM61 98H60V99H61ZM73 98H74V97H73ZM88 98H89V97H88ZM115 98H116V97H115ZM35 99H36V98H35ZM39 99H40V98H39ZM52 99H53V98H52ZM124 99H125V97L123 98V100H124ZM166 99H167V98H166ZM166 99H165V100H166ZM44 100H43V101H44ZM67 100H68V99H67ZM90 100H92V99L90 98ZM95 100H96V99H95ZM95 100H94V101H95ZM123 100H122V102H123ZM125 100H126V99H125ZM168 100H169V99H168ZM176 100H177V99H176ZM37 101H38V100H37ZM52 101H53V100H52ZM54 101H56V100H54ZM57 101H58V100H57ZM59 101H60V100H59ZM78 101H79V100H78ZM78 101H77V103H78ZM101 101H102V100H101ZM103 101H104V100H103ZM126 101H128V100H126ZM126 101H125V102H126ZM166 101H167V100H166ZM10 102H11V101H10ZM10 102H9V104H11ZM75 102H76V101H75ZM79 102H80V101H79ZM85 102H86V101H85ZM90 102H91V101H90ZM161 102H162V101H161ZM163 102H164V101H163ZM262 102H263V101H262ZM51 103H52V102H50V104H51ZM60 103H61V102H60ZM81 103H80V104H81ZM83 103H84V102H83ZM87 103H88V101H87ZM94 103H96V102H94ZM102 103H103V102H102ZM105 103H106V102H105ZM165 103H166V102H165ZM13 104H14V103H13ZM33 104H34V103H33ZM47 104H48V103H47ZM127 104H128V103H127ZM127 104H126V106H128ZM167 104H168V103H167ZM173 104H174V103H173ZM173 104H172V105H173ZM19 105H20V104H19ZM81 105H82V104H81ZM81 105H79V106L81 107ZM85 105H87V104H85ZM85 105H84V106H85ZM89 105H90V104H89ZM94 105H95V104H94ZM106 105H107V104H106ZM252 105H253V104H252ZM32 106H33V105H32ZM82 106H83V105H82ZM101 106H102V105H101ZM104 106H105V105H104ZM123 106H124V104H123ZM156 106H158V105H156ZM13 107H14V106H13ZM80 107H79V108H80ZM93 107H94V106H93ZM152 107H153V106H152ZM24 108H25V107H24ZM82 108H83V107H82ZM95 108H96V106L94 107V109H95ZM97 108H98V107H97ZM104 108H105V107H104ZM111 108H112V107H111ZM141 108H143V107H141ZM147 108H148V107H147ZM19 109H20V108H19ZM68 109H69V108H68ZM84 109H85V108H84ZM94 109H93V110H94ZM105 109H106V108H105ZM105 109H104V111H105ZM160 109H161V108H160ZM160 109H159V110H160ZM185 109H186V108H185ZM185 109H182V110H183L184 112H186L188 109H186V111H185ZM190 109H191V108H190ZM13 110H14V109H13ZM72 110H73V109H72ZM87 110H88V109H87ZM95 110H96V109H95ZM95 110H94V114L92 113L93 115H95V112L97 111V110H96V111H95ZM139 110H140V109H139ZM144 110H145V109H144ZM149 110H150V109H149ZM164 110H165V109H164ZM169 110H171V109H169ZM15 111H16V110H15ZM22 111H23V110H22ZM40 111H41V110H40ZM81 111H83V110H81ZM89 111H91V110L89 109ZM107 111H108V110H107ZM111 111H112V109H111ZM127 111H128V110H127ZM147 111H148V110H147ZM188 111H190V110H188ZM50 112H51V111H49V114H53L52 112H51V113H50ZM71 112H72V111H71ZM85 112H86V111H85ZM165 112H166V113H164V114L162 113L163 115L160 116V118H158L159 120L155 119L156 116L154 117V114L152 115L150 112H146V113H147V117L149 118V119H147L146 121H149V122H152V121L163 122V121L166 119L167 115H168V114H167L168 111L166 110ZM37 113H38V112H37ZM46 113H47V111H46ZM46 113H45V114H46ZM82 113H83V112H82ZM87 113H88V111H87ZM89 113H90V112H89ZM104 113H107V112L105 111ZM110 113H111V112H110ZM113 113H114V112H113ZM124 113H125V112H124ZM128 113H129V111H128ZM134 113H136V112H134ZM177 113H178V112H177ZM177 113H176V114H177ZM18 114H19V113H18ZM71 114H72V113H71ZM83 114H84V113H83ZM114 114H115V113H114ZM129 114H130V113H129ZM159 114H160V113H159ZM170 114H171V113H170ZM176 114H175V115H176ZM179 114H180V113H179ZM179 114H178V116H177V115L175 116V117H178L177 119H174L175 117L173 116L172 119H174V120H170L167 126H161L162 129H165V130H166V133H167L166 135L169 134V136H170L171 138L174 137V136H172V134H173V135H176V136H179V134H180V135H181V134L183 135V133H184V131H185L184 129H185V128H186V130L188 129V128H187L186 126H184V124H183V123H186V120H184L185 122H184V121L181 122V121L179 120V119H181V118H179ZM77 115H78V114H77ZM80 115H81V114H80ZM84 115H86V113H85ZM97 115H98V114H97ZM110 115H111V114H110ZM133 115H134V114H133ZM135 115H136V114H135ZM140 115H141V114H140ZM157 115H158V114H157ZM45 116H46V115H45ZM82 116H83V115H82ZM91 116H92V115H91ZM103 116H104V115H103ZM130 116H131V115H130ZM50 117H51V115H50ZM50 117H49V120H50ZM52 117H53V116H52ZM79 117H81V116H79ZM79 117H78V119H79ZM93 117H94V116H93ZM104 117H105V116H104ZM122 117H123V115H122ZM124 117H125V116H124ZM133 117H134V116H133ZM157 117H159V116H157ZM56 118H57V117H56ZM82 118H84V117H82ZM88 118H90V117L88 116ZM94 118H95V117H94ZM94 118L91 117V119H94ZM107 118H109L108 115H107ZM114 118H115V117H114ZM120 118H121V117H120ZM137 118H138V117H137ZM141 118H142V117H141ZM182 118H183V117H182ZM194 118H195V117H194ZM35 119H36V118H35ZM57 119H58V118H57ZM57 119H56V121H57ZM76 119H77V116H76ZM78 119H77V120H78ZM85 119L87 120L86 117H85ZM122 119H123V118H122ZM127 119H128V118H127ZM127 119H126V120H127ZM37 120H38V119H37ZM83 120H84V119H83ZM88 120H89V119H88ZM94 120H95V119H94ZM104 120H107V119H104ZM118 120H119V119H118ZM123 120H124V119H123ZM123 120H122V122H123ZM128 120H129V119H128ZM128 120H127V123H126V124H128V122H129ZM130 120H131V119H130ZM166 120H167V119H166ZM25 121H26V120H25ZM29 121H30V120H29ZM63 121H64V120H63ZM63 121H62V122H63ZM65 121H66V120H65ZM65 121H64V122H65ZM81 121H82V120H81ZM119 121L121 122V119H120ZM187 121H188V120H187ZM194 121H195V119H194ZM66 122H67V121H66ZM86 122H87V121H86ZM102 122H103V121H102ZM105 122H106V121H105ZM105 122L103 123V125H104V124L108 125V124L105 123ZM113 122H115V121L113 120ZM137 122H138V121H137ZM47 123H49V122L47 121ZM51 123H52V122H51ZM58 123H59V122H58ZM80 123H81V122H80ZM87 123H89V122H87ZM90 123H91V122H90ZM131 123H132V122H131ZM32 124H33V123H32ZM32 124H31V125H32ZM62 124H63V123H62ZM66 124H68V123H66ZM114 124H115V123H114ZM123 124H124V123H123ZM126 124H125V125H126ZM129 124H130V122H129ZM188 124H189V123H188ZM53 125H55V123H54ZM64 125H65V123H64ZM64 125H63V126H64ZM75 125H76V124H75ZM80 125H81V124H80ZM85 125H86V123H85ZM85 125H84V126H85ZM87 125H88V124H87ZM89 125H90V124H89ZM97 125H98V124H96V126H97ZM106 125H104V126H106ZM111 125H113V124H111ZM164 125H165V124H164ZM192 125H193V124H192ZM33 126H34V125H33ZM84 126H83V127H84ZM98 126H99V125H98ZM113 126H114V125H113ZM113 126H112V127H113ZM128 126H130V125H128ZM139 126H140V125H139ZM143 126H144V125H143ZM146 126H147V125H146ZM153 126H154V125H153ZM188 126H189V125H188ZM35 127H36V125H35ZM53 127H54V126H53ZM53 127H52V128H53ZM61 127H62V126L60 125V128H61ZM70 127H71V126H70ZM75 127H76V126H75ZM83 127H82V128H83ZM90 127H91V126H90ZM107 127H108V126H106V127H102V128H107ZM112 127H111V128H112ZM118 127H119V126H118ZM149 127H150V126H149ZM202 127H203V126H202ZM54 128H56V125H55ZM60 128H59V129H60ZM62 128H63V127H62ZM62 128H61V130H62ZM78 128H79V127H78ZM78 128H77V130H78ZM93 128H94V127H93ZM140 128H141V127H140ZM11 129H12V128H11ZM33 129H34V128H33ZM45 129H46V128H45ZM66 129H67V127H66ZM69 129H70V128H69ZM85 129H86V128H85ZM94 129H95V128H94ZM98 129H99V128H98ZM115 129H116V127H115ZM117 129H118V128H117ZM148 129H149V128H148ZM148 129H147V131H148ZM162 129H161V130H162ZM57 130H58V129H57ZM67 130H68V129H67ZM70 130H71V129H70ZM91 130H92V129H91ZM99 130H101V127H100ZM104 130H105V129H104ZM141 130H142V128H141ZM205 130H206V129H205ZM16 131H17V128L15 129V132H16ZM79 131H80V130H79ZM94 131H96V129H95ZM116 131H117V130H116ZM154 131H156V130H154ZM159 131H160V130H159ZM38 132H39V131H38ZM38 132H36V133L39 135ZM69 132H70V131H69ZM83 132H84V131H83ZM88 132H89V131H88ZM92 132H93V131H92ZM117 132L120 133V131H117ZM168 132H171V135H170V133H168ZM21 133H22V132H21ZM58 133H59V132H58ZM70 133H72V132H70ZM79 133H80V132H79ZM94 133H95V132H94ZM113 133H114V132H113ZM113 133H112V135H113ZM144 133H145V132H144ZM189 133H190V132H189ZM18 134H19V133H18ZM18 134H17V135H18ZM24 134H25V133H24ZM62 134H63V133H62ZM67 134H68V133H67ZM72 134H73V133H72ZM114 134H115V133H114ZM127 134H128V133H127ZM146 134H147V133H146ZM184 134H185V133H184ZM20 135H21V134H20ZM28 135H29V134H28ZM30 135H32V134H30ZM30 135H29V137H31ZM58 135H59V134H58ZM68 135H69V134H68ZM77 135H78V134H77ZM84 135H86V134H84ZM84 135H83V136H84ZM96 135H97V134H96ZM102 135H103V132H102ZM102 135H101V137H102ZM107 135H108V134H107ZM120 135H121V133H120ZM124 135H125V134H124ZM163 135H164V134H163ZM182 135H181V136H182ZM187 135H188V134H187ZM206 135H207V134H206ZM210 135H211V134H210ZM220 135H221V134H220ZM22 136H23V135H22ZM32 136H33V135H32ZM45 136H46V135H45ZM64 136H65V135H64ZM71 136H72V135H71ZM79 136H80V135H79ZM110 136H111V135H110ZM115 136H116V135H115ZM155 136H156V135H155ZM169 136H168V139L170 138ZM183 136H185V135H183ZM183 136H182V137H183ZM188 136H189V135H188ZM215 136H216V134H215ZM215 136H213V137H215ZM17 137H18V136H17ZM33 137H34V136H33ZM66 137H67V136H66ZM69 137H70V136H69ZM90 137H91V136H90ZM96 137H98V136H96ZM101 137H100V138H101ZM120 137H122V136H120ZM120 137H119V138H120ZM139 137H140V136H139ZM162 137H163V136H162ZM162 137H161V138H162ZM12 138H13V136H12ZM25 138H26V137H24L23 139H25ZM62 138H63V137H62ZM62 138H61V139H62ZM67 138H68V137H67ZM72 138H73V137H72ZM72 138H71V139H72ZM76 138H77V137H76ZM76 138L74 137V139H76ZM128 138H129V137H128ZM154 138H155V137H154ZM166 138H167V136H165V139H166ZM171 138H170V139H171ZM207 138H208V137H207ZM19 139H20V137H19ZM27 139H28V138H27ZM27 139H26L25 141H27ZM30 139H32V138H30ZM43 139H44V138H43ZM64 139H65V138H64ZM82 139H83V138H82ZM82 139H81V140H82ZM96 139L99 140L98 138H96ZM102 139H103V138H102ZM113 139H114V138H113ZM120 139H121V138H120ZM123 139H124V138H123ZM133 139H135V138L133 137ZM141 139H142V138H141ZM213 139H214V138H213ZM3 140H4V139H3ZM16 140H18V139H16ZM35 140H36V138H35ZM54 140H55V139H54ZM69 140H70V139H69ZM81 140H80V141H81ZM94 140H95V139H94ZM103 140H105V139H103ZM151 140H152V139H151ZM153 140H154V139H153ZM214 140H215V139H214ZM1 141H2V140H1ZM7 141H8V140H7ZM18 141H20V140H18ZM28 141H30V140H28ZM28 141H27V142H28ZM31 141H32V140H31ZM62 141H64V140H62ZM72 141H73V140H72ZM90 141H91V140H90ZM113 141H114V140H113ZM116 141H117V140H116ZM167 141H168V140H167ZM167 141H166V143H167ZM211 141H212V140H211ZM221 141H222V139H221ZM14 142H15V141H14ZM20 142H21V141H20ZM33 142H34V141H33ZM35 142H36V141H35ZM37 142H38V141H37ZM50 142H51V141H50ZM58 142H59V141H58ZM74 142H75V141H74ZM95 142L97 143V141H95ZM147 142H148V141H146V143H147ZM162 142H163V140H162ZM169 142H170V141H169ZM213 142H214V141H213ZM5 143H6V141H5ZM16 143H17V142H16ZM28 143H29V142H28ZM28 143H27V144H28ZM72 143H73V142H72ZM75 143H76V142H75ZM75 143H74L73 145H75ZM89 143H90V142H89ZM89 143H87V144L90 145ZM96 143H95V144H96ZM115 143H118V142H115ZM121 143H122V142H121ZM164 143H165V142H164ZM164 143H163V144H164ZM166 143H165V144H166ZM219 143H220V142H219ZM27 144H26V145H27ZM34 144H35V143H34ZM39 144H40V143H39ZM39 144H38V145H39ZM52 144H53V143H52ZM52 144H49V145H52ZM68 144H69V143H68ZM79 144H80V143H79ZM125 144H126V143H125ZM127 144H128V143H127ZM127 144H126V145H127ZM135 144H136V143H135ZM137 144H138V143H137ZM152 144H153V143H152ZM152 144H151V145H152ZM155 144H156V143H155ZM163 144H161L162 146H160V147H162V151L164 150L165 147H166L167 149H168L169 147L172 148L171 143L169 144L170 146H168V147H167V145H164V146H165V147H164ZM222 144H223V143H222ZM222 144H221V145H222ZM16 145H17V144H16ZM38 145H37V146H38ZM49 145H48V146H49ZM54 145H55V144H54ZM59 145H60V144H59ZM73 145H72V150L74 151L75 148L73 147ZM76 145H78V142H77ZM143 145H144V144H143ZM149 145H150V144H149ZM157 145H159V144H157ZM22 146H23V145H22ZM34 146H35V145H34ZM48 146L46 145L45 148H47ZM55 146H56V145H55ZM57 146H58V145H57ZM66 146L69 147V145H66ZM96 146H97V145H96ZM99 146H100V145H99ZM128 146H129V145H128ZM152 146H153V145H152ZM155 146H156V145H154L153 147H155ZM16 147H17V146H16ZM32 147H33V146H32ZM32 147L30 146V149H29V150H31ZM40 147H43V148H44V146H41V145H40ZM50 147H51V146H50ZM50 147H48V148H50ZM59 147H60V146H59ZM70 147H71V145H70ZM156 147H158V146H156ZM163 147H164V148H163ZM53 148H54V147H53ZM73 148H74V149H73ZM106 148H107V147H106ZM166 148H165V149H166ZM64 149H66V147H65ZM78 149H79V148H78ZM104 149H105V147H104ZM139 149H140V148H139ZM143 149H144V148H143ZM18 150H19V149H18ZM24 150H25V149H24ZM29 150H28V152H29ZM41 150L44 151L45 149H41ZM41 150H40V151H41ZM48 150H49V149H48ZM54 150H55V149H54ZM58 150H59V149H58ZM70 150H71V149H70ZM83 150H84V147H83ZM152 150H153V149H152ZM174 150H175V149H174ZM35 151H36V153H37V150H35ZM35 151H34V152H35ZM38 151H39V150H38ZM40 151H39V153H40ZM43 151H42V152H43ZM79 151H81V150H78V151L76 150V151L73 152V153H76V152L80 153ZM99 151H100V150H99ZM106 151H107V149H106ZM137 151H138V150H137ZM150 151H151V150H150ZM150 151H149V152H150ZM156 151H157V150H156ZM162 151H161V153H162ZM171 151H173V150H171ZM171 151H170V152H171ZM34 152H32V154H33ZM84 152H85V151H84ZM97 152H98V151H97ZM139 152H140V150H139ZM149 152H148V154L151 153V152H150V153H149ZM173 152H174V151H173ZM186 152H187V151H186ZM0 153H1V152H0ZM81 153H82V151H81ZM102 153H104V152H102ZM145 153H146V151H145ZM154 153H156V152L154 151ZM154 153H153V154H154ZM167 153H169V151H168V152L166 151V154H167ZM174 153H175V152H174ZM177 153H178V152H177ZM131 154H132V153H131ZM151 154H152V153H151ZM153 154H152V155H153ZM162 154H163V153H162ZM171 154H172V153H171ZM185 154H186V153H185ZM185 154H184V155H185ZM0 155H1V157H2V154H0ZM3 155H4V154H3ZM108 155H109V154H108ZM129 155H130V154H129ZM129 155H127L128 158H130ZM154 155H155V154H154ZM168 155H169V154H168ZM172 155H173V154H172ZM175 155H176V154H175ZM181 155H183V154H181ZM74 156H75V155H74ZM178 156H180V155H178ZM3 157H4V156H3ZM77 157H78V156H77ZM86 157H87V156H86ZM89 157H90V156H89ZM96 157H98V156H96ZM133 157H134V156H133ZM138 157H139V156H138ZM160 157H161V156H160ZM182 157H183V156H182ZM188 157H190V156H188ZM194 157H195V156H194ZM94 158H95V157H94ZM104 158H105V157H104ZM122 158H123V157H122ZM139 158H140V157H139ZM139 158H138V159H139ZM143 158H144V157H143ZM162 158H163V157H162ZM177 158H178V157H177ZM209 158H210V157H209ZM72 159H73V158H72ZM125 159H126V158H125ZM140 159H141V160H139V162L142 161V158H140ZM163 159H164V158H163ZM166 159H167V157H166ZM193 159H194V158H193ZM42 160H43V161H42ZM74 160H76V159H74ZM74 160H73V161H74ZM78 160H79V159H78ZM121 160H122V159H121ZM161 160H162V159H161ZM164 160H165V159H164ZM100 161H101V159H100ZM148 161H149V160H148ZM168 161H169V160H168ZM181 161H182V160H181ZM191 161H192V160H191ZM193 161H194V160H193ZM39 162L42 163L44 166H43V168H41V169H40V168H39L38 170L35 169L34 172L39 173V174L42 175L44 178H48L49 181L51 180V177H52L53 174L60 173V172L64 173L63 171L66 170V165H68L67 163L64 162V159L61 158V157L58 156V155H57V156H53V157H49V158H48V157H47V158L45 157V159L38 160V163H39ZM45 162H46V163H45ZM97 162H98V161L96 160V163H97ZM130 162H131V161H130ZM130 162H128V163H130ZM78 163H79V162H78ZM125 163H126V162H125ZM125 163H124V164H125ZM160 163H162V162H160ZM204 163H205V162H204ZM207 163H208V162H207ZM97 164H98V163H97ZM119 164H120V163H119ZM124 164L122 163V165H124ZM138 164H139V163H138ZM143 164H144V163H143ZM169 164H170V163H169ZM169 164H168V166L170 167ZM98 165H100V163H99ZM120 165H121V164H120ZM162 165H163V164H162ZM191 165H192V164H191ZM210 165H211V164H208L207 166H210ZM212 165H213V164H212ZM139 166H140V165H139ZM160 166H161V165H160ZM207 166H206V168H208ZM213 166H214V165H213ZM79 167H80V165H79ZM110 167H111V166H110ZM119 167H120V166H119ZM119 167H118V168H119ZM142 167H143V166H142ZM186 167H187V166H186ZM99 168H100V167H99ZM115 168H116V166H115ZM118 168H116V169H118ZM120 168H121V167H120ZM138 168H139V167H138ZM138 168H137V169H138ZM149 168H150V167H149ZM204 168H205V167H204ZM206 168H205V170H206ZM212 168H213V167H212ZM33 169H34V168H33ZM74 169H75V168H74ZM76 169H77V168H76ZM111 169H113V167H112ZM116 169H115V170H116ZM124 169H125V168H124ZM124 169H122V170L124 171ZM153 169H154V168H153ZM159 169H160V168H159ZM167 169H168V168H167ZM170 169H171V168H170ZM178 169H179V168H178ZM210 169H211V168H210ZM216 169H217V168H215V170H216ZM97 170H98V168H97ZM100 170H101V169H100ZM128 170L130 171V169H127L126 172H125V174L127 173ZM140 170H141V169H140ZM140 170H139V171H140ZM144 170H145V169L142 170L143 173H144ZM149 170H150V169H149ZM160 170H162V169H160ZM164 170L166 171V169H164ZM192 170H193V169H192ZM213 170H214V169H213ZM106 171H108V170H106ZM123 171H122V172H123ZM136 171H137V170H136ZM139 171H138V172H139ZM155 171H156V170H155ZM157 171H158V169H157ZM169 171H171V170H169ZM96 172H97V171H96ZM100 172H101V171H100ZM108 172H110V170H109ZM112 172H113V170H112ZM132 172H133V171H132ZM151 172H152V171H151ZM162 172H163V171H162ZM188 172H189V171H188ZM204 172H205V171H204ZM13 173H14V172H13ZM86 173H87V172H86ZM118 173H121V172H118ZM149 173H150V171H149ZM152 173H154V172H152ZM155 173H156V172H155ZM155 173H154V174H155ZM157 173H158V172H157ZM157 173H156V174H157ZM171 173H172V172H171ZM15 174H16V173H15ZM24 174H25V173H24ZM107 174H109V173H107ZM122 174H123V173H122ZM192 174H194V173H192ZM214 174H215V173H214ZM22 175H23V174H22ZM82 175H83V174H82ZM111 175H112V176H113V175H116V176H113V178H114V177H117L119 174L117 175V174H113V173H112ZM123 175H124V174H123ZM126 175H127V174H126ZM133 175H134V174H133ZM142 175H144V174H142ZM175 175H176V174H175ZM185 175H186V174H185ZM187 175H190V174H187ZM5 176H6V175H5ZM17 176H18V175H17ZM55 176H56V175H55ZM57 176H58V174H57ZM57 176H56V177H57ZM59 176H60V175H59ZM104 176H105V175H104ZM112 176H111V177H112ZM124 176H125V175H124ZM131 176H132V175H131ZM144 176H146V175H144ZM198 176H199V175H198ZM215 176H216V174H215ZM18 177H19V176H18ZM126 177H127V176H126ZM146 177H147V176H146ZM183 177H184V176H183ZM187 177H188V176H187ZM190 177H191V176H190ZM208 177H209V176H208ZM22 178H23V177H22ZM52 178H53V177H52ZM58 178H59V177H58ZM63 178H64V177H63ZM67 178L69 179V177H67ZM73 178H74V177H73ZM132 178H133V177H132ZM165 178H166V177H165ZM179 178H180V177H179ZM19 179H20V178H19ZM25 179H26V178H25ZM54 179H55V178H54ZM65 179H66V178H65ZM138 179H139V178H138ZM146 179H147V178H146ZM148 179H149V178H148ZM185 179H186V178H185ZM22 180H24V179H22ZM115 180H116V178H115ZM119 180L121 181L120 178H119ZM152 180H153V179H152ZM2 181H3V180H2ZM59 181H60V180H59ZM80 181H81V180H80ZM130 181H132V180H130ZM135 181H136V179H135ZM156 181H159V180H156ZM173 181H175V180H173ZM186 181H187V180H186ZM188 181H189V180H188ZM193 181H195V179H194ZM26 182H27V180H26ZM33 182H34V181H33ZM36 182H37V181H36ZM67 182H68V184H67ZM67 182H66L67 185H65V186H68L69 183H70V181H68V180H67ZM73 182H74V181H73ZM77 182H78V180H77ZM118 182H119V181H118ZM123 182L125 183V181H123ZM128 182H129V181H128ZM133 182H134V179H133ZM133 182H132V183H133ZM165 182H166V181H165ZM190 182H191V181H190ZM190 182H189V183H190ZM8 183H9V182H8ZM58 183H59V182H58ZM58 183H57V184H58ZM64 183H65V182H64ZM113 183H114V182H113ZM116 183H117V181H116ZM157 183H158V182H157ZM168 183H169V181H168ZM187 183H188V182H187ZM196 183H197V182H196ZM2 184H3V182H2ZM5 184H6V183H5ZM30 184H32V183H30ZM35 184H37V183H35ZM60 184H61V183H60ZM75 184H77V183H75ZM80 184H81V183H80ZM114 184H115V183H114ZM117 184H118V183H117ZM121 184H122L121 186H124V185H125V184L123 185V183H121ZM130 184H131V182H130ZM194 184H195V183H194ZM197 184H198V183H197ZM0 185H1V184H0ZM12 185H13V184H12ZM24 185H25V184H24ZM58 185H59V184H58ZM63 185H64V184H63ZM73 185H74V184H73ZM78 185H79V184H78ZM85 185H86V184H85ZM131 185H133V184H131ZM135 185H136V184H135ZM154 185H155V184H154ZM172 185H173V184H172ZM195 185H196V184H195ZM35 186H37V185H34V188H35ZM60 186H61V185H60ZM65 186H64L63 188H65ZM69 186H70V185H69ZM80 186H81V185H80ZM87 186H88V185H87ZM125 186H126V185H125ZM127 186H128V183H127ZM170 186H171V184H170ZM189 186H190V185H189ZM192 186H193V185H192ZM28 187H29V186H28ZM30 187H31V186H30ZM30 187H29V188H30ZM32 187H33V184H32ZM32 187H31V188H32ZM163 187H164V186H163ZM166 187H167V186H166ZM182 187H183V186H182ZM182 187H181V188H182ZM187 187H188V186H187ZM29 188H28V189H29ZM69 188H70V187H69ZM71 188H72V187H71ZM78 188H79V187H78ZM80 188H81V187H80ZM110 188H111V187H110ZM123 188H125V187H123ZM129 188H130V187H129ZM159 188L162 189V187H159ZM164 188H165V187H164ZM175 188H176V187H175ZM177 188H178V187H177ZM179 188H180V187H179ZM184 188H185V187H184ZM184 188H183V189H184ZM193 188H194V186H193ZM0 189H1V187H0ZM16 189H17V188H16ZM35 189H36V188H35ZM37 189H39V188H37ZM121 189H122V188H121ZM125 189H127V188H125ZM138 189H139V188H138ZM138 189H137V190H138ZM143 189H145V188H143ZM171 189H172V188H171ZM1 190H2V189H1ZM3 190H4V189H3ZM10 190H11V188H10ZM48 190H49V189H48ZM83 190H84V189H83ZM83 190H82V191H83ZM92 190H93V189H92ZM119 190H120V189H119ZM127 190H129V189H127ZM137 190H136V191H137ZM165 190H166V189H165ZM168 190H169V189H168ZM185 190H186V189H185ZM21 191H23V190H20V192H21ZM29 191H30V190H29ZM43 191H44V193H45V190H43ZM65 191H66V189H65ZM102 191H103V190H102ZM110 191H111V190H110ZM122 191H123V190H122ZM122 191H121V192H122ZM124 191H125V190H124ZM142 191H143V190H142ZM169 191H170V190H169ZM173 191H174V190H173ZM176 191H177V190H176ZM25 192H26V191H25ZM97 192H98V191H97ZM107 192H108V191H107ZM125 192H127V191H125ZM138 192H139V191H138ZM138 192H136V193H138ZM163 192H164V191H163ZM15 193H17V190L15 191ZM22 193H23V192H22ZM31 193H32V194L35 193L34 190H32ZM82 193H83V192H82ZM99 193H100V192H99ZM129 193H130V192H129ZM148 193H149V192H148V190H147V194H148ZM167 193H168V192H167ZM177 193H178V192H177ZM0 194H1V193H0ZM24 194H25V193H24ZM24 194H22V195H24ZM28 194H29V192H28ZM96 194H97V193H96ZM130 194H131V193H130ZM130 194H128V195H130ZM138 194L141 195V192L138 193ZM144 194H146V193H144ZM144 194H143V196H144ZM164 194H165V193H164ZM172 194H173V193H172ZM186 194H187V193H186ZM197 194H198V193H197ZM16 195H19V196H20L19 193L16 194ZM65 195H66V192H65ZM110 195H111V192H110ZM120 195H121V194H120ZM122 195H123V193H122ZM152 195H153V194H152ZM166 195H167V194H166ZM189 195H190V194H189ZM193 195H195V194H193ZM201 195H202V194H201ZM14 196H15V195H14ZM19 196H16V197L19 198ZM24 196H25V195H24ZM30 196H31V195H30ZM32 196H33V195H32ZM54 196H55V195H54ZM54 196H53V197H54ZM85 196H86V195H85ZM85 196H84V197H85ZM88 196H89V195H88ZM100 196H101V195H100ZM103 196H104V195H103ZM114 196H115V194H114ZM118 196H119V195H118ZM146 196H147V195H146ZM153 196H154V195H153ZM164 196H165V195H164ZM180 196H181V195H180ZM202 196H203V195H202ZM124 197H125V196H124ZM129 197H130V196H129ZM150 197H152V196H150ZM155 197H156V196H155ZM155 197H154V198H155ZM187 197H188V196H187ZM193 197H194V196H193ZM10 198H11V197H10ZM28 198H29V197H28ZM72 198H73V197H72ZM88 198H90V196H89ZM104 198H105V197H104ZM126 198H127V197H126ZM131 198H132V197H131ZM142 198H143V197H142ZM157 198H158V196H157ZM173 198H174V197H173ZM189 198H190V197H189ZM13 199H14V198H13ZM24 199H25V197H24ZM45 199L47 200L48 198H45ZM55 199H57V198H55ZM90 199H91V198H90ZM90 199H88V200H90ZM112 199H114V198L112 197ZM121 199H122V198H121ZM123 199H124V198H123ZM175 199H176V198H175ZM179 199H181V198H179ZM179 199H178V201H179ZM182 199H183V198H182ZM195 199H196V197H195ZM15 200H17V199H15ZM63 200H64V199H63ZM101 200H102V199H101ZM104 200H105V199H104ZM138 200H139V199H138ZM144 200H145V199H144ZM150 200H151V199H150ZM189 200H190V199H189ZM196 200H197V199H196ZM42 201H44V200H42ZM49 201H50V200H49ZM61 201H62V200H61ZM78 201H80V200H78ZM82 201H83V200H82ZM82 201H80V203H81ZM122 201H123V200H122ZM133 201H134V200H133ZM135 201H136V200H135ZM156 201H157V200H156ZM158 201H159V200H158ZM175 201H176V200H175ZM192 201H194V199H192ZM199 201H200V200H199ZM21 202H22V201H21ZM33 202H35V201H33ZM36 202H37V201H36ZM44 202H45V201H44ZM54 202H55V201H54ZM87 202H88V201H87ZM89 202H90V201H89ZM89 202H88V203H89ZM93 202H94V200H93ZM95 202H96V201H95ZM126 202H127V201H126ZM137 202H138V201H137ZM141 202H143V201H141ZM145 202H146V201H145ZM162 202H163V201H162ZM170 202H171V201H170ZM195 202H196V201H194V203H195ZM202 202H203V201H202ZM5 203H6V202H5ZM7 203H8V201H7ZM27 203H28V202H27ZM39 203H40V202H39ZM57 203H58V202H57ZM61 203H62V202H61ZM77 203H78V202H77ZM80 203H79V204H80ZM90 203H91V204H90ZM90 203H89V204L92 206V201H91ZM101 203H102V202H101ZM107 203H109V202H107ZM107 203L105 204V206L107 205ZM148 203H149V202H148ZM158 203H159V202H158ZM160 203H161V202H160ZM179 203H180V202H179ZM33 204H34V203H33ZM35 204H38V203H35ZM89 204H87V205H89ZM94 204H96V203H94ZM97 204H98V202H97ZM97 204H96V205H97ZM171 204H172V203H170V205H171ZM176 204H178V203H176ZM55 205H56V203H55ZM60 205H61V204H60ZM65 205H66V204H65ZM71 205H72V204H71ZM87 205H84V204H83L82 207L87 206ZM96 205H93L91 210H93L94 212L98 211L99 213L97 212V215H98V214H101L100 212H102V211L104 212V206H103V208H102L103 210H101V209H100L101 207H99L100 205H99L98 207H97ZM143 205H144V204H143ZM145 205H146V203H145ZM157 205H158V204H157ZM157 205H156V206H157ZM168 205H169V204H168ZM173 205H174V204H173ZM173 205H172V206H173ZM193 205H194V204H193ZM195 205H196V204H195ZM259 205H260V204H259ZM24 206H25V204H24ZM49 206L52 207V205H49ZM68 206H69V205H68ZM107 206H109V205H107ZM107 206L105 207V208H106V211H107L108 209L110 210V208H109V207L107 208ZM110 206H111V205H110ZM174 206H175V205H174ZM179 206H180V205H179ZM181 206H182V208H183V204H182ZM191 206H192V205H191ZM46 207H47V206H46ZM53 207H54V206H53ZM64 207H65V206H64ZM72 207H73V206H72ZM82 207H81V208H82ZM124 207H125V206H124ZM128 207H129V206H128ZM138 207H139V206H138ZM157 207L159 208V206H157ZM160 207H161V205H160ZM162 207H163V206H162ZM164 207H167V206H164ZM193 207H194V206H193ZM54 208H55V207H54ZM81 208H80V210L83 211L84 209H83V208L81 209ZM86 208H88V207H86ZM86 208H85V209H86ZM129 208H130V207H129ZM133 208L136 209L135 207H133ZM140 208H141V207H140ZM151 208H152V207H151ZM155 208H156V207H155ZM155 208H154V209H155ZM169 208H171V207H169ZM182 208H181V210H183ZM57 209H58V208H57ZM65 209H66V207H65ZM72 209H73V208H70V213H72V212H71ZM88 209L90 210V208H88ZM142 209H143V208H142ZM171 209H172V208H171ZM174 209H175V208H174ZM178 209H179V208H178ZM188 209H189V208H188ZM196 209H197V207H196ZM196 209H195V211H196ZM199 209H200V208H199ZM252 209H253V208H252ZM27 210H28V209H27ZM37 210H38V209H37ZM76 210H77V207H76ZM76 210H75V211H76ZM89 210L86 209V211H89ZM179 210H180V209H179ZM185 210H186V208H185ZM190 210H193V209H190ZM203 210H204V209H203ZM30 211H32V209H31ZM46 211H47V210H46ZM46 211H45V214L47 213ZM72 211H73V210H72ZM75 211H74V212H75ZM77 211H79V210H77ZM82 211H81V212H82ZM106 211H105V212H106ZM156 211H157V210H156ZM176 211H177V210H176ZM199 211H200V210H199ZM26 212H27V211H26ZM37 212H38V211H37ZM52 212H53V211H52ZM56 212H57V210H56ZM60 212H62V211H60ZM63 212H64V211H63ZM63 212H62V213H63ZM65 212H66V211H65ZM81 212H80V213H81ZM94 212H93V215H91V214H92V211L90 212V213H91V214H90V215H91V218H89V220H90V219L93 220L94 217H92V216H95L94 214H96V213H94ZM107 212H108V211H107ZM157 212H160V211L158 210ZM164 212H165V211H164ZM172 212H173V211H172ZM192 212H193V211H192ZM197 212H198V211H197ZM29 213H30V212H29ZM49 213H50V212H49ZM54 213H55V212H54ZM75 213H76V212H75ZM78 213H79V212H78ZM83 213H84V212H83ZM86 213H87V212H86ZM129 213H130V212H129ZM133 213H134V212H133ZM170 213H171V212H170ZM190 213H191V212H190ZM190 213H189V214H190ZM207 213H208V212H207ZM24 214H25V213H24ZM58 214H59V213H58ZM63 214H64V213H63ZM88 214H89V213H88ZM88 214H87V215H88ZM105 214L108 215L109 213H103L102 215H105ZM134 214H135V213H134ZM138 214H139V213H138ZM148 214H149V213H148ZM152 214H153V213H152ZM176 214H177V213H176ZM180 214H182V213H180ZM197 214H198V213H197ZM201 214H202V213H201ZM201 214H200V215H201ZM204 214H205V213H204ZM217 214H218V213H217ZM43 215H44V214H43ZM64 215L66 216V213H65ZM102 215H99V216H102ZM131 215H132V214H131ZM143 215L145 216V214H143ZM159 215H161V214L159 213ZM164 215H166V213H165V214L163 213V216H164ZM167 215H169V214H167ZM173 215H174V213H173ZM177 215H178V214H177ZM210 215H211V214H210ZM215 215H216V214H215ZM19 216H20V215H19ZM26 216H28V215H26ZM26 216H24V217H26ZM60 216H61V214H60ZM62 216H63V215H62ZM85 216H86V215H85ZM105 216H106V215H105ZM134 216H135V215H134ZM136 216H137V215H136ZM138 216H139V215H138ZM151 216H153V215H150V217H151ZM156 216H157V218H158V214H156ZM201 216H202V215H201ZM213 216H214V215H213ZM12 217H13V216H12ZM58 217H59V216H58ZM73 217H74V216H73ZM103 217H104V216H103ZM103 217H102V218H103ZM109 217H110V216H109ZM129 217H130V216H129ZM146 217L148 218V216H146ZM146 217H145V218H146ZM159 217H160V216H159ZM164 217H165V216H164ZM167 217H168L169 220H167V221L165 220V223H164V222H161V223H163V225L161 224L162 226L160 225V227H163L164 225L166 226V225H167L166 222H172V223H174V222H176V221H181V220H182L181 218H180L181 220H179V219H178V218H179L178 216H177L178 218H174V217H176V215H174V217H173L172 215H170L171 218H169V216H167ZM167 217H165L164 219H167ZM195 217H196V216H195ZM203 217H205V216H203ZM38 218H39V217H38ZM87 218H88V217H87ZM95 218L98 219L97 216H95ZM95 218H94V220H93L94 222H96V221H95V220H96ZM106 218L108 219L107 216H106ZM142 218H144V217H142ZM142 218H141V219H142ZM151 218H153V217H151ZM151 218H149V219H147V220L144 219L145 221L143 220V221L141 222L142 224L140 223V226L137 225L140 221L137 222V223H135V225L132 223V224L134 225V229H135V227H137V226H138L137 229H139V227H141V225H143V224L147 225V227H149L151 224L154 226V222L152 223V221H155V220H152ZM155 218H156V217H155ZM183 218H185V217H183ZM210 218H211V217H210ZM219 218H220V217H219ZM11 219H12V218H11ZM16 219H17V217H16ZM80 219H81V218H80ZM99 219H100V218H99ZM104 219H105V218H104ZM104 219H101V220H102V223L105 222ZM139 219H140V218H139ZM139 219H138V220H139ZM150 219H151L152 221H150ZM162 219H163V218H162ZM164 219H163V220H164ZM191 219H192V218H191ZM198 219H200V216L198 217ZM204 219H205V218H204ZM206 219H208V218H206ZM206 219H205V220H206ZM103 220H104V222H103ZM110 220H111V219H110ZM148 220H149V221H148ZM163 220H162V221H163ZM183 220H184V219H183ZM196 220H197V219H196ZM196 220H194V221H196ZM1 221H2V220H1ZM9 221H10V220H9ZM115 221H116V220H115ZM133 221H134V220H133ZM158 221H160V218L158 219ZM192 221H193V219H192ZM198 221H200V220H198ZM202 221H203V220H202ZM211 221H212V220H211ZM82 222H83V221H82ZM91 222H92V221H91ZM129 222H130V221H129ZM135 222H136V221H135ZM155 222H156V221H155ZM182 222H183V221H182ZM10 223H11V222H10ZM58 223H59V222H58ZM106 223H107V222H106ZM118 223H119V222H118ZM184 223H185V221H184ZM186 223H188V222L186 221ZM186 223H185V224H186ZM200 223H201V222H200ZM211 223H212V222H211ZM55 224H56V223H55ZM174 224H178V225H179L180 223H174ZM174 224H173V226H174ZM188 224H189V223H188ZM191 224H192V223H191ZM197 224H199V223H198V222L195 223V225H197ZM237 224H238V223H237ZM243 224H244V223H243ZM52 225H53V224H52ZM57 225H58V224H57ZM100 225H101V223H100ZM110 225H111V222H110ZM110 225H109V226H110ZM116 225H117V224H116ZM136 225H137V226H136ZM152 225L150 226V228L153 227ZM178 225H177V226H178ZM202 225H203V224H202ZM204 225H206V223H205ZM204 225H203V226H204ZM208 225H209V224H208ZM91 226H92V227H93V226L95 227V225H92V224H91ZM91 226H90V227H91ZM104 226H105V224H104ZM106 226H107V225H106ZM106 226H105V227H106ZM113 226H114V225H113ZM113 226H112V229H114V231H115V230H116L115 228H117V227L114 226L115 228H113ZM130 226H131V225H130ZM158 226H159V225H158ZM165 226H164V227H165ZM177 226H176V227H177ZM199 226H200V225H198V227H197L198 229L201 227V226H200V227H199ZM210 226H211V225H210ZM85 227H86V226H85ZM90 227H88L87 229H90ZM92 227H91V228H92ZM94 227H93L92 230H89V231H94V232H95V233H94L95 235L91 236V237H94V238H93V241H94L95 238H96V239H98V238H102L103 235H104L103 233H101V232H103V231L100 230L101 228H100L99 226L96 227V228H94ZM110 227H111V226H110ZM118 227H119V226H118ZM143 227H144V225H143ZM147 227L145 226V228H147ZM193 227H194V225L192 226V229H193ZM207 227H208V226H207ZM239 227H240V226H239ZM48 228H49V227H48ZM63 228H64V227H63ZM99 228H100V229H99ZM125 228H126V227H125ZM125 228H124V229H125ZM132 228H133V227H132ZM167 228L169 229V227H167ZM173 228L176 229L175 226H174ZM183 228H184V229H183ZM188 228H191V227H188V226L182 227V229H183V230H182L183 233H182V232L180 233L181 236H183V234H185V235H184V237H185L186 234H187V237H189V236H188V235H189L188 232H190V231H188ZM194 228H195V230H196V226H195ZM201 228H202V227H201ZM201 228H200V229H201ZM45 229H46V228H45ZM141 229H142V227L140 228V231H139V230H138V231H134L135 234H136V232H145L144 229H143V231H142ZM163 229H164V228H163ZM168 229H167V231H168ZM174 229H173V230L171 229V235H172V234L175 235L177 232H178V234H179V229H178V230H174ZM180 229H181V227H180ZM198 229H197V230H198ZM200 229H199V231H200ZM106 230L108 231L109 229H106ZM117 230H118V229H117ZM120 230H121V228H120ZM126 230H128V229H126ZM150 230L152 231V229H150ZM154 230H155V227H154ZM197 230H196V231H197ZM203 230H205V229H203ZM203 230H201V231H203ZM208 230H209V229H208ZM211 230H212V229H210L209 231H211ZM226 230H227V229H226ZM100 231H101V232H100ZM109 231H110V230H109ZM121 231H123V230H121ZM124 231H125V230H124ZM164 231H166V230H164ZM199 231H198V232H199ZM201 231H200L199 234H202ZM215 231H216V230H215ZM248 231H249V230H248ZM105 232H106V231H105ZM118 232H119L118 235L120 234L119 236H120V238H121V235H123V234L120 233L119 230H118ZM152 232H153V231H152ZM155 232H156V231H155ZM194 232H195V231H194ZM206 232H207V229H206ZM211 232H212V231H211ZM45 233H46V232H45ZM114 233H115V232H114ZM148 233H149V232H148ZM164 233H165V232H164ZM167 233H168V232H167ZM196 233H197V232H196ZM203 233H204V232H203ZM207 233H208V232H207ZM209 233H210V232H209ZM232 233H233V232H232ZM40 234H41V233H40ZM102 234H103V235H102ZM107 234H108V233H106L105 236H106ZM115 234H116V233H115ZM131 234H132V233H131ZM138 234H140V233H138ZM138 234H137V236H138ZM145 234H146V233H145ZM197 234H198V233H197ZM199 234H198V235H199ZM79 235H80V233H79ZM82 235H83V239H84V241L82 240V242H85V243L87 242V243H89L88 241H86L87 238H86V236H84L85 234H82ZM82 235H81V236H82ZM113 235H114V234H113ZM116 235H117V234H116ZM127 235H128V233H127ZM141 235H143V233H141ZM151 235H152V234H151ZM159 235H160V234H159ZM159 235H158V236H159ZM165 235H166V234H165ZM174 235H173V236H174ZM190 235H191V233H190ZM194 235H195V233H194ZM198 235H197V236H198ZM105 236H104V237H105ZM132 236H133V235H132ZM137 236H136V237H137ZM143 236H144V235H143ZM175 236H176V235H175ZM178 236H179V235H178ZM181 236H180L179 239H181ZM191 236H192V235H191ZM197 236H196V237H197ZM40 237H41V236H40ZM122 237H124V235H123ZM136 237H135V238H136ZM141 237H142V236H141ZM196 237H194V238H196ZM211 237H212V236H211ZM221 237H222V236H221ZM79 238H80V237H79ZM85 238H86V239H85ZM105 238H106V237H105ZM108 238H109V236H108ZM117 238H118V237H117ZM135 238H134V239H135ZM144 238H145V237H143V240H144ZM146 238H147V237H146ZM155 238H156V237H155ZM167 238H168V237H167ZM174 238H175V237H174ZM182 238H183V237H182ZM190 238H191V237H190ZM241 238H242V237H241ZM71 239H73V238H71ZM81 239H82V238H81ZM106 239H107V238H106ZM111 239H112V238H111ZM134 239H133V240H134ZM136 239H137V238H136ZM156 239H157V238H156ZM162 239H163V238H162ZM210 239H212V238H210ZM65 240H66V239H65ZM65 240H64V241H65ZM67 240H69V239H67ZM73 240H74V239H73ZM87 240H88V239H87ZM108 240H109V239H108ZM108 240H107V241H108ZM124 240H125V239H124ZM170 240H171V239H170ZM188 240H189V239H188ZM197 240H198V239H197ZM214 240H215V239H214ZM216 240H217V239H216ZM248 240H249V239H248ZM71 241H72V240H70V245H72V244H71ZM80 241H81V240H80ZM91 241H92V239H91ZM93 241H92L91 243H93ZM107 241H106V242H107ZM119 241H120V240H119ZM130 241H131V240H130ZM137 241H138V240H137ZM137 241H136V242H137ZM175 241H176V240H175ZM224 241H225V240H224ZM66 242H67V241H66ZM74 242H76V241H74ZM74 242H73V243H74ZM108 242H109V241H108ZM108 242H107V245H108ZM124 242H125V241H124ZM144 242H145V244H146V241H145V240L143 241V244H144ZM159 242H160V241H159ZM161 242H162V241H161ZM168 242H169V241H168ZM31 243H32V242H31ZM77 243H78V241H77ZM87 243H86V244H87ZM97 243H98V242H97ZM111 243L113 244L114 242H111ZM122 243H123V242H122ZM122 243H121V244H122ZM125 243H126V242H125ZM157 243H158V242H157ZM189 243H190V242H189ZM252 243H253V242H252ZM254 243H255V242H254ZM67 244H69V243L67 242ZM75 244H76V243H75ZM75 244H74V245H75ZM112 244H111V246H112ZM126 244H128V243H126ZM130 244H131V243H130ZM133 244H134V243H133ZM137 244H138V242H137ZM171 244H173V243L171 242ZM176 244H177V243H176ZM179 244H180V243H179ZM10 245H11V244H10ZM54 245H55V244H54ZM70 245H69V246H70ZM91 245H92V244H91ZM107 245H106V243H105V245H103V246H107ZM113 245H114V244H113ZM182 245H183V244H182ZM212 245H213V244H212ZM66 246H68V245H66ZM79 246H80V244H79ZM108 246H110V243H109ZM108 246H107V247H108ZM119 246H121V245H120V242H119L118 247H119ZM156 246H157V245H156ZM175 246L178 247L177 245H175ZM180 246H181V245H180ZM184 246H185V245H184ZM186 246H187V245H186ZM189 246H190V245H189ZM2 247H3V246H2ZM4 247H5V246H4ZM55 247H56V246H55ZM115 247H116V246H115ZM118 247H117V248H118ZM141 247H144V246L141 245ZM166 247H167V246H166ZM166 247H165V248H166ZM172 247H174V246L171 245V248H172ZM191 247H192V246H191ZM193 247H194V246H193ZM195 247H196V246H195ZM211 247H212V246H211ZM7 248H8V247H7ZM10 248L13 249L12 247H9V250H10ZM62 248H63V247H62ZM159 248H160V247H159ZM174 248H175V247H174ZM174 248H173V249H174ZM182 248H183V247H182ZM182 248H181V249H182ZM187 248H189V247H187ZM201 248H202V247H201ZM3 249H4V251H5V248H3ZM101 249H104V248H101ZM107 249H108V248H107ZM109 249H110V250H106V251H105V250H100V249H99V250H98V253H99V254H102V252L104 251L105 255H106V253H109L110 255L113 254V253H114V251H113L114 248L112 247V248H109ZM112 249H113V250H112ZM144 249H145V248H144ZM168 249H170L169 246H168ZM183 249H184V248H183ZM183 249H182V250H183ZM194 249H196V248H194ZM0 250H1V249H0ZM42 250H43V249H42ZM52 250H53V249H52ZM58 250H59V249H58ZM116 250H117V249H116ZM153 250H154V249H153ZM166 250H167V249H166ZM170 250H172V249H170ZM170 250H169V251H170ZM204 250H205V249H204ZM1 251H2V250H1ZM12 251H13V250H12ZM49 251L51 252V250H49ZM55 251H57V250L55 249ZM121 251H122V250H120V255L123 254V256L125 257L124 252L122 253ZM186 251H187V250H186ZM188 251H189V250H188ZM125 252H127V254L134 255V261H135V264H146V262H147V258H146V257H147V256H146V254L143 252V249H142V251H141V249H140L138 246L134 247V246L132 245L128 250H125ZM148 252H149V251H148ZM159 252H160V251H159ZM171 252H172V251H171ZM258 252H259V251H258ZM1 253H3V252H1ZM61 253H62V252H61ZM121 253H122V254H121ZM150 253H151V252H150ZM168 253H169V252H167V256L170 255V254H168ZM196 253H197V252H196ZM23 254H24V253H23ZM91 254H92V253H91ZM160 254H161V253H160ZM164 254H165V253H163L161 256H164ZM197 254H198V253H197ZM26 255H27V254H26ZM83 255H84V254H83ZM83 255L81 254V256H83ZM87 255H88V254H87ZM87 255H84L83 257L85 258V256H87ZM158 255H159V254H158ZM212 255H213V253H212ZM216 255H217V254H216ZM226 255H228V254H226ZM226 255H225V256H226ZM93 256H94V255H93ZM111 256H112V255H111ZM115 256H116V255H115ZM150 256H151V255H150ZM153 256H154V255H153ZM161 256H160V257H161ZM167 256H164V257H167ZM178 256L180 257V255H178ZM193 256H194V255H193ZM217 256H218V255H217ZM25 257H26V256H25ZM88 257H89V256H88ZM91 257H92V256H91ZM106 257H109V256H106ZM126 257H127V256H126ZM174 257H175V256H174ZM197 257H198V256H197ZM213 257H214V255H213ZM73 258H75V257H73ZM76 258H78V255L76 256ZM76 258H75V259H76ZM80 258H81V257H80ZM80 258H78V259H80ZM92 258H94V257H92ZM92 258H91V259H92ZM104 258H105V257H104ZM121 258H122V257H121ZM148 258H149V257H148ZM169 258H170V259H169ZM169 258H168L167 261H165L166 264H174V263H175V260H172L173 258H172L171 256H170ZM171 258H172V259H171ZM193 258H194V257H193ZM217 258H218V257H217ZM217 258H216V259H217ZM227 258H228V257H227ZM78 259H77V261H78ZM88 259H89V258H88ZM88 259H87V260H88ZM91 259H90V260H91ZM108 259H111V257L108 258ZM115 259H117V258H115ZM154 259H155V258H154ZM157 259H158V258H157ZM160 259H161V258H160ZM190 259H191V258H190ZM208 259H209V261H212V259H210V257H209ZM2 260L5 261L4 259H2ZM70 260H71V259H70ZM84 260H85L84 262L87 261L86 259H84ZM95 260H96V259H95ZM95 260H91V261L93 262V261H95ZM100 260H101V259H100ZM100 260H99V261H100ZM102 260H104V259H102ZM111 260H113V259H111ZM119 260H120V259H119ZM119 260H118V261H119ZM130 260H131V258H130ZM164 260H165V259H164ZM164 260H161V261H163V263H164ZM198 260H200V259H198ZM213 260H214V259H213ZM24 261H25V259H24ZM31 261H32V260H31ZM88 261H89V260H88ZM97 261H98V259H97ZM106 261H107V260H106ZM109 261H110V260H109ZM126 261H127V258H125V262H126ZM131 261H132V260H131ZM153 261H154V260H151V262H149V263H153ZM156 261H157V260H156ZM177 261H179V260H177ZM190 261H191V260H190ZM214 261H215V260H214ZM228 261H229V260H228ZM5 262H6V261H5ZM9 262H11V261L9 260ZM34 262H35V261H34ZM79 262H80V261H79ZM103 262H105V261H102L101 264H103ZM107 262H108V261H107ZM107 262H106L105 264H110V262H109V263H107ZM111 262H112V261H111ZM125 262H124V263H125ZM132 262H133V261H132ZM159 262H160V261H159ZM215 262H219V260H218V261H215ZM226 262H227V261H226ZM16 263H18V262H16ZM25 263H26V262H25ZM67 263H68V262H67ZM67 263H66V264H67ZM72 263H74V262H72ZM75 263H77V262L75 261ZM82 263H83V262H82ZM94 263H97V262L95 261ZM99 263H100V262H99ZM117 263H118V262H117ZM117 263H116V264H117ZM163 263H162V264H163ZM176 263H177V262H176ZM178 263H180V262H178ZM191 263H192V261H191ZM196 263H197V262H196ZM219 263H220V262H219ZM10 264H11V263H10ZM35 264H36V262H35ZM77 264H78V263H77ZM80 264H81V263H80ZM112 264H113V263H112ZM129 264H130V263H129ZM157 264H158V263H157ZM160 264H161V263H160ZM180 264H181V263H180ZM199 264H202V263L199 262ZM205 264H206V263H205ZM220 264H221V263H220Z\"/></svg>","mask_w":264,"mask_h":264}]
</instances>
